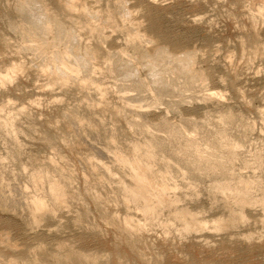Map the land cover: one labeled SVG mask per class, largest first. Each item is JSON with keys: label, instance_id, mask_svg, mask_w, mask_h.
<instances>
[{"label": "rangeland", "instance_id": "1", "mask_svg": "<svg viewBox=\"0 0 264 264\" xmlns=\"http://www.w3.org/2000/svg\"><path fill=\"white\" fill-rule=\"evenodd\" d=\"M21 1L25 2L26 0H21ZM21 1L19 2V4L22 3ZM37 1H38L37 5H40V4H43V6L46 5L45 7L48 8V9L46 8L47 9L46 13L48 12L47 14L49 15L50 20L54 21L51 24V27H53V29H52L53 33H52L51 29H50L51 32L50 31L49 32L52 34L49 35V33H48V38H49L48 44L44 43L43 45H41V44L39 45V43H41V42L37 39V37L34 34H32V32H30L31 35H34V36H31L30 33L28 32L29 24H27V20L24 19L25 16L23 15V12L19 9V4H18L17 0H0V79L2 80L1 77L3 75L10 74V73H7L8 69H10V67L12 68L13 65H21L22 61H23V64L21 65V67L24 70V74L22 76L17 77V84L9 85L6 89L0 88V113L2 114V115L0 114V116H2L0 118L2 120V121L0 120V127L2 126V128H3V129L0 128V157H1L0 163L2 162L0 164L1 165L0 166V176H2V177H0V182L2 181L1 178H3V177L5 178V179L3 178L4 182L2 181L0 183V185H1L0 186L1 187L0 188V197L2 198V199H0V230H4L3 232L0 231L2 233V235L0 234L1 235L0 238L3 237V235H5L6 237H8L9 234L11 235V236H9V239H11V241L7 238V240L10 241V242L8 241L9 243L4 239L5 236L2 239L4 241L3 242L4 244H2L0 241V243L2 244V245H0V259H2L0 261L1 262L0 264H8L5 261L9 257L10 258L11 257H18L19 258V260H18L19 264H20V262H22V260H24L26 258L27 259L29 258L28 259L29 262L33 261L35 259L34 262L31 264H34V263L36 264V262H37V264H45L48 262H49L48 264H50V263L53 264V263L57 262L56 260H58V259H54V258H57L58 255L61 254L60 253L61 251L64 252L63 254H61L62 255L61 257L66 256V258H67V255L69 256L72 253L77 254L74 252V250L73 251L70 250V248H72V247H74L73 249H75V250L80 249V251H82V253L84 251H86V253H87V251H88V253L92 252L94 255L99 253L100 257H101V255L103 257L104 256L103 254L107 252L108 255H106V257H104L105 259H107L106 261L104 260V258L102 261L101 258L99 256H97L98 254L95 256L93 254L91 256V254H90V256H89L86 253H83V254H86L87 257L88 256L90 257L89 261H92V262H89L90 264L91 263L93 264V262H94L93 259L91 260V257L93 258V256H94L95 260H97L96 258L99 257V259L97 260L98 263L95 261L96 263L94 262V264H99L100 262H101V264H264V220H263L264 219V212H263V210H264V207H263L264 201L263 200L264 199L262 200L261 199L262 197H261L260 198L261 200H258L259 197L261 196V194L260 195L257 194V193H259V192H257V189L259 188L258 189V191H259L262 188V186L260 188V185H263V187H264V184H263L264 183L263 182L264 181V179H263L264 178V168H263L264 167V159H263L264 157L262 158V155L264 156V154H263L264 153L263 152V149H264V147H263V145H264V47H263L264 46V16H263V14H264V11H263L264 10V0H129V2H127L128 0H126V3L120 2L123 5L125 4L124 6L123 5L121 6V4L119 3L120 0H118V1H116V0H95V4H93L94 0H91V1H89V0H86V1L85 0H68V1L67 0H42V3H39V1H41V0H37ZM122 1H124V0H122ZM82 2H84V3L90 2V5L92 2L93 7L92 6L91 7L94 9L90 8V5L87 4L88 7L90 8V10L92 9V11H90L89 9H87L88 7ZM116 2H117V4H116ZM118 4H120L119 5L120 12H119L118 7H117ZM35 6H33V8H35ZM98 6L101 8H99ZM128 6H130V7H128ZM133 6L135 7L136 10L133 9L134 8ZM73 7H75V9ZM96 7L98 8V10H101V11H98ZM31 8H32V6H30V9ZM95 8H96V12L98 11L101 13L102 18H101V15L99 16V13L98 14L96 13L97 16L95 14H94L95 16L93 15V13L95 12L94 11ZM121 8L122 9L130 8L129 10L133 9V10H131V13H132V11L135 10L134 12L136 14L133 12L132 13L133 17H131V14H130V17H128L129 16V13H128V16L126 17L127 18L126 19L123 16H126L125 14H127V13H125L126 12L125 10H127V9L122 10ZM141 8H142V10H141ZM85 9H87V11ZM102 10H104V11H102ZM121 10H122V12H121ZM137 10L139 11V13ZM88 11L90 12V14L87 15V13H89ZM116 12H118L119 15L121 14L122 17H120V16H119L120 18L117 17L118 13H116ZM17 13L21 16H18ZM122 13H125V14L123 15ZM252 14L254 16H252ZM261 14H262V16H261ZM52 16H54V17L56 16V17L54 18ZM57 17H59V18H57ZM96 17H97V19H96ZM108 17L110 20L108 19ZM134 17H136V20H135L136 22H134V23H135V25L138 24L137 26H134L133 25L134 23L132 24V20H133L132 18H134ZM137 17H140V18H138L139 21H137ZM251 17L253 19H251ZM99 18H101V19H99ZM128 18H130L129 20L131 22V25H129L130 22H129V24H128V22H126L128 20ZM10 19H12L13 23L11 22ZM121 19L123 21H121ZM13 20H15L16 22ZM257 20H259V21L257 22ZM8 21H10V22H8ZM21 21H24L25 23L24 22L21 23ZM63 21H64V23H63ZM140 21L141 22L143 21L142 23H143V26H145V31L143 29L144 27L142 26V24L140 25V23H139ZM255 21H256V23H255ZM58 22L60 23V25L62 24L61 31H59L60 28L58 27L59 26ZM94 22H96V24ZM146 22H147V24H146ZM14 23H16V27H19V28H16L15 25L14 26L11 25ZM65 23H67V24L65 25ZM85 23H86V25H85ZM116 23L118 24L119 27H123V28L120 29L119 27H117V25H115ZM22 24H24V25H22ZM74 26H75V28H74ZM87 26L90 27L91 29L88 28ZM93 26H94V28H93ZM103 26H105V27L101 28ZM107 26H108V28H107ZM124 26H126L127 28ZM131 26L136 27V28H134L135 30ZM139 26L142 28H140ZM13 27L16 28L17 30H15ZM115 27H117L118 29H116ZM124 28L126 30H124ZM137 28L139 31L141 29H143L144 34H147L150 36L153 35L154 41L157 39V41H155V43L156 42H158V43H156V44L153 43L154 45L153 44L149 45L150 46L149 47L147 44H149L150 40L152 41L153 38L149 39L148 38L149 36L147 37V35L145 37V35L142 33V30H141L139 35H136L137 34ZM65 30H68V31L75 30L73 32V35H72L73 38L72 39H70L68 36H67L68 39L65 38L66 36L63 34V33H65ZM76 30H78V31L76 32ZM101 30H104L105 33L103 31L101 32ZM112 30H115V31H112ZM146 30H147V32H146ZM133 31H134V34L136 31L135 35L138 36V38L134 37V36H133L134 37L133 38L131 36V35H133L132 34ZM54 32L56 34L59 32H62V34L57 36V39L55 41L53 40V39H55L54 38V34H55ZM78 32L80 33V35ZM100 32H101V35L104 33L102 35V37L100 35ZM127 32H129V34ZM106 33H108V34H106ZM111 33H112V35H111ZM29 35H30V37H29ZM78 35H79V39L81 42L79 40L74 41L75 39L78 38L77 37ZM127 35L130 36V38L131 37L132 38L130 39L129 37H127ZM140 35L142 37H140ZM143 35L145 38L148 39L147 42H145L146 46H148V48L145 47V44L143 43L144 41H146L145 38L143 37ZM60 36H64V37H60ZM22 38L26 41L24 42V40ZM51 38L53 41L51 40ZM103 38L104 39L107 38V39H105V42H104ZM111 38H112V40H111ZM128 38H129V41H128ZM141 38H143L144 41H142ZM158 38L161 39V42H159L160 40L158 41ZM29 39H31V40H29ZM63 39H64V41H62ZM132 39H135L134 42H136V44H134ZM35 40H37V41H35ZM162 40L165 42V44ZM57 41H59L60 44H58L59 42H57ZM61 41L64 43H62ZM66 41H68V42H66ZM7 42H8V44H6ZM35 42L36 43L38 42V44H36ZM79 42H80V44H79ZM51 43L54 45H52ZM67 43H69V45H66ZM71 43L74 44V46H72V47H77V48H75V50H74V48L71 49L72 48ZM139 43H142L143 46H142V44H139ZM33 44H34V46H33ZM160 44H162V47ZM163 44L164 45L167 44L166 47L165 46L163 47ZM168 44H170V47H168ZM203 44H207V48H208L210 53L208 52L207 48L204 50L206 45H203ZM46 45H47V47H46ZM55 45L58 47H56ZM65 45L67 47L69 46L68 47L69 49L66 48ZM42 46H43V49L45 47V49H44L45 51H48L45 54L42 52V50H43ZM80 46L83 49L82 48L80 49ZM151 46H153V47H151ZM156 46L157 47L160 46L161 48H164V49H167V47H168V49L176 48V50L175 49L173 50V53H174V51H177V49L182 52L185 49H187L188 47L190 49V50L187 49V50H189L188 52H192V53L194 52V54H195V51L197 50L196 55H194V60L197 56H198V58L195 60L196 62H194L195 64H193V67L195 65V67H196V68L194 67L195 69L200 68L199 70H201L203 72H204V70H206L205 71V77H206L205 79L206 80L204 79V82H207V83H204V82L201 83L203 81L204 77L195 76V78H189L190 76L186 72L180 73L178 71H173L175 73L172 75L171 73H173V72L171 70H169L170 72L169 71H163L162 73L158 72V73H161L163 76L165 75L164 79H162V85L161 86H159V87L152 86L153 77L156 75V70H153L150 68V65L147 63L146 59H145L146 62L142 59H144V56L147 53V51H149L150 49L152 50V48H154ZM35 47H36V50H38L40 52L35 53V51H36ZM64 47H65V50L68 49L67 51L70 54V56H69L66 53V55L69 56V57L66 56L67 58H69V60L67 59L66 61L70 62L71 60H73L74 63L71 62V63H73V65L77 62L79 64L81 63L80 65L83 64L81 66V69L77 70V71L78 72L84 71L86 74L84 72H83L84 74L81 73L83 75V77L85 75H87V76H90L91 78L92 77L94 78V79L93 78L90 79V77H89V79H88V77H86V79H88V80L85 79L86 81H88V84H90L89 89L92 87V89H90V91H88L89 89H88V84H86L87 82L84 83L85 80L82 79L81 75H79V77H81L82 82L79 80V77H76V76H78L77 74H79V73L76 71L77 74H75V72H74L75 70H73L74 73L71 71V74H70V78L72 75L71 79H68L69 74L67 75L68 77H66V78L68 80H70V81L67 80L68 84H65L66 78L63 79L65 81H62L63 77L60 78L61 75H59V73L57 72V69H58L57 63L58 62L55 63V61H57V57L58 58L61 57V56H59V55H61V53H64V52H62V50L64 51ZM120 47L122 48V50ZM201 47H204V48H201ZM118 48H120L119 50H121L122 52H120L118 50ZM123 48L125 49V53H124ZM139 48H141V49H139ZM143 48H144V50H143ZM194 48H195V51H193ZM209 48H212V51ZM52 49L53 50L56 49L55 51H56V53L58 52L59 55H57L58 53L57 54L55 53V55H54V51H52ZM58 49H61L60 50L61 53H60V51H58ZM90 49H92V50H90ZM145 49H148V50L146 51ZM201 49H203V51H201V53H199L200 51L198 52V50H201ZM77 50L78 51L81 50L80 53H83V51H84L83 54L84 55L86 54L85 55V57L87 56L85 59L86 64H85V62L81 61V59L79 61L78 60L79 58H77L75 56L76 54L75 55L73 54L75 51L77 52ZM115 50L116 51L118 50L119 52L116 53ZM71 51H74V52H71ZM142 51H144V55H142L143 54ZM179 51H178V53H181ZM203 52L206 53L205 56L201 55V54H203ZM118 53H120V55ZM121 53H124L125 55L121 54ZM130 53H132V55ZM175 53H177V52H175ZM51 54L54 55L53 57H55V59L52 58V56H50ZM92 54H93V56H92ZM136 54H137V56H136ZM138 54L140 56H138ZM134 55L136 56V60L137 61L139 60V62H140V63L138 62L139 63L138 64L137 61H134L135 62L134 64H137V67H138V68H135L136 65H134L135 71H137V73H140V75L136 73V79L135 80L133 78L131 79L129 77H125L121 74L118 75L119 74L118 72H116V71L114 72V70H112L113 65H114L112 62H115L116 60L118 61V58L120 60L121 58L119 56H121V57L125 56L124 58L126 60L127 59L132 60V57H133V60H135ZM49 56L51 57V59ZM71 56H74L75 58L74 57L72 58ZM141 56H143V58H141ZM45 58L47 60H45ZM109 58H110V60H109ZM111 58H115V59H113L114 61ZM124 58H122L121 60H124ZM76 59H77V62H76ZM48 60H49V62H48ZM53 60H54V63L52 62ZM108 60H109V62H108ZM131 60H129V61L133 63V61H131ZM141 60H142V62H141ZM41 62H42V64H40ZM168 62H169V64H171V62L173 64V60H168ZM168 62L165 60L164 61L165 65H169ZM10 63H12V64H10ZM50 64H52V66H50ZM54 64H56V65L54 66ZM90 64H92V65H90ZM106 64H108V65H106ZM144 64H145V66L149 67V68L147 67L148 71H146L147 69H145L146 67L144 66ZM7 65H8V68H7ZM10 65H12V66H10ZM88 65H89L90 69H89ZM205 67H206V69H205ZM84 68L89 70V71L86 70L87 71L86 72ZM138 69H139V71H138ZM6 70H7V72H6ZM207 70H209V72H207ZM150 71L152 72L153 75L151 74ZM50 72L51 73L53 72V73L50 74ZM87 73H90V75ZM91 74H92V76H91ZM146 74L148 76H151V77L148 78ZM176 74H177V76H176ZM208 74H210V75H208ZM73 75L75 76V78H73L74 77ZM96 75H98L100 77H98ZM144 75L146 77V78H144L145 80L141 79ZM166 75L168 76L167 78H166ZM206 75H208V76H206ZM117 77H118V79H117ZM138 77H139V80L141 79V81L142 80L146 81V82L143 81L144 83L142 82L144 84L143 86L135 85L136 84L135 81H138ZM221 77H223L227 81L226 84L220 83ZM75 79H76V81H75ZM97 79H99V80H97ZM124 79H127V80H124ZM166 80H168L167 83H166ZM101 81H103V82H101ZM122 81H123V83H122ZM188 81H190V82H188ZM59 82H60V84H59ZM98 82L101 84H99ZM82 83H84V84H82ZM149 83L151 86L147 85ZM184 83H187V84H184ZM62 84H63V86H62ZM48 85H53V87L49 88ZM146 85L149 86L151 89L148 90L149 88ZM98 86H100V87H98ZM101 86H102V89H101ZM190 87L191 88L193 87V88L191 89ZM144 88H148V89H144ZM152 88H153V90H152ZM207 88H209V89H207ZM93 89L94 90L96 89L95 92L98 91L100 94H98V92L95 93L93 91ZM162 90H164V91H162ZM103 91L105 94L103 93ZM159 91H161V92H159ZM208 91L211 92L212 95H210V93ZM206 92H207V94H206ZM120 93L122 94L123 97L121 95H119ZM151 93H154V95ZM224 93H226L227 95L225 96V98L223 100L219 99V97H215V96H220L219 94H224ZM101 94L102 95L104 94L105 98H103ZM99 95H101V96H99ZM130 95L134 96V99L132 101L127 99V97H129ZM90 96H92V97L90 98ZM210 96H212V97H210ZM96 97H98V99ZM192 97H193V99H192ZM125 98L127 99V101ZM153 98H155V99H153ZM120 99H121V101H120ZM91 100H92V102H91ZM187 100L193 101L194 107H189L185 103V101H187ZM28 101H29V103H27ZM134 101H135V103H134ZM127 103L129 104L128 106H127ZM123 105H124V107H123ZM133 105H134V108L137 110H135L134 108L131 107ZM25 106H26V109H25ZM171 106L172 107L176 106L177 108L172 109ZM180 106H182V107H180ZM20 107L22 109H20ZM131 108H132V110H131ZM228 108L230 109L231 113L228 111L229 110ZM16 109H17V111L19 109L18 113H17ZM23 110H26L25 113L23 112ZM66 110H67L68 114L66 113ZM74 110H76L77 112ZM127 110H129V111H127ZM145 110L147 112L148 111L150 112L152 110V112H150L151 114L148 112L149 117L147 116V113H145L146 112ZM124 111H126V112H124ZM141 111L142 112L144 111V112L141 113ZM177 111L181 114H178ZM204 111L206 113H208L207 115H209V116L205 117L206 113L203 114ZM211 111H212V113H211ZM232 111L234 114L232 113ZM14 112H15V114L13 115ZM78 112H79V115H78ZM139 112H140V114L138 115ZM223 112H226V114ZM74 113H75V115H74ZM122 113H124V114H122ZM126 113L128 115H130L132 113V115L128 116ZM210 113L213 115L218 113L219 115H216L213 117V115H210ZM229 113H230V116H229ZM4 114L6 116L8 115L7 116L8 118H6V116H4ZM143 114H145V115H143ZM165 114H167V115L165 116ZM182 114H183L184 118L185 117L188 118L189 116L194 115V117L196 116V119L198 117L199 120L194 119L193 116H191L192 118L189 117L188 119H186V118L183 119V117H181ZM202 114L204 115L205 121L201 124V122L203 121V120H200V118L203 119ZM220 114H222V117H223V115L224 116L226 115V117L221 119ZM235 114H237V115H235ZM240 114H241V116H240ZM160 115H162V118L163 117L168 118V116H169V120H167L166 118H165V120L167 122L171 121L169 123H170V125H173V126L174 125L176 126L177 124H178V126L181 125V124H179L180 120H182L180 123L183 122V124L186 126L187 125L194 126L195 123L197 122L196 124H199V126H198L199 128H197V129L194 128L195 130L193 129V132L191 131L192 134L197 132V133H195L197 135L196 136L194 135V137H193V135L190 133V131H187L185 129V128H187L188 130H190L189 128H193V127H191V126L185 127L184 126L183 127L184 130H183V128H182L183 125H181V127L176 126V127H178V132H180V133L177 134L176 136L175 135L172 136L171 135L172 133L171 134L169 133L171 131L168 128H166L164 126H162V127L160 126V128H159L157 125H155L156 128L157 127L159 128V129H155L154 124H148L147 125L146 123L148 121L144 120V118H143L145 116L146 119L151 120V122H154V121H157L158 116H159V118H161ZM3 116L8 121L5 122V119H3ZM87 116L89 117V120L91 122L88 121ZM84 117L86 119L85 122L83 121V120H85V119H83ZM127 117H129V118H127ZM207 117H208V119H207ZM209 117H211V118H209ZM227 117L230 119L231 124L234 126V128L237 129V131L233 128V126H231V129L229 128L230 125L227 126L228 124H230L229 121H228V123H226V119H228ZM236 117H237L238 122H241V117H242L241 124L238 123L237 121H235ZM74 118H75V120H73ZM140 118H141V120H140ZM152 118H154L153 121H152ZM170 118H172L173 121L175 119V122L170 120ZM179 118H181V119H179ZM81 119H82V122H81ZM135 119H136V121H135ZM191 119L196 120V121L193 120V122H192V124L194 123V125L190 124ZM216 119H218V121ZM245 119L248 121V123L245 121ZM96 120L97 121L100 120V122L99 121L97 122ZM176 120L178 121V123ZM188 120H190V121L188 122ZM207 120H210V121H207ZM130 121H131V123H130ZM132 121H133V123L134 122H137V123L133 124ZM198 121L199 122L201 121V122L198 123ZM233 121H234V123H233ZM7 122L9 123V126H8ZM74 122L77 124V126ZM138 122L141 123L140 124L141 126L139 125ZM208 122H212V125L210 123L208 124ZM218 122H220V123H218ZM221 122H223L222 125L224 127L221 126ZM236 122L240 126L243 125L242 128H240L241 130L243 129L242 131H240ZM1 123H4V125L6 123V125L8 127L6 126L7 128H4L5 126H3V124L1 125ZM96 123H98V124H96ZM174 123H176V124H174ZM235 123H236L237 127H235ZM243 123L244 124L247 123V125L249 124L248 125L249 127L244 125ZM13 124H14V126H13ZM94 124L99 125V127L98 126H97L98 128L95 127ZM127 124L128 125L130 124V126H128ZM214 124H216V125H214ZM250 124H252V125H250ZM15 125L16 126L18 125V126L16 127ZM78 125L79 126L81 125L80 126L81 129L84 128L82 126H85V128L86 127H88V128L80 131V127ZM150 125H153L154 129ZM202 125H203V127H201ZM89 126L91 127V129ZM113 126H114V128H113ZM209 126L210 127L215 126L216 128L218 127L217 128L218 132H217L216 128H214L216 130V131H214V129L210 128ZM244 126H246L245 128H247L248 130L246 129V131H244V129H245ZM251 126H253V128H254V129L252 128L253 130L250 129ZM15 127L18 129H16ZM109 127H110V129L113 128L114 131L108 129ZM130 127H132V128H130ZM142 127H143V130L144 129L148 130V132L145 130L146 131V133H145V131L142 132L143 130L140 129L142 134L145 133L143 135V137L145 136L144 138L142 137L140 130H138V128H142ZM163 127H164V129H163ZM206 127L207 128L209 127L211 132ZM225 127H227L226 130H225ZM12 128H14V129H12ZM180 128L183 131H181V130L179 131ZM202 128H204V129L202 131H200ZM6 129H8V132L6 131ZM93 129H94V131L96 129H99V130H96V133L100 132L101 133V134H99L100 137L102 136L103 137L102 139H104L105 142L108 141V142H106L107 144L108 143L113 144L114 142H116L115 143V145H116L119 142L121 144H124L126 142L124 145H126V144L128 145V149L130 152L128 151V149H126L127 146H125L126 147L125 148L124 146H122L119 143V145L121 147H124V149H126V150H123V148H121L119 146L123 151V152L121 151L122 155L124 154V151H126L125 154L127 152L132 153L134 145L135 144L141 145L143 143V141L141 142V140H143V139H145V141L142 144V146H145V144H147V143H145L147 138H149L148 140H151V141L155 140L156 142L160 141L159 143H161V144L163 143L161 146L164 148H162L161 146H157V148L155 146H153L154 151H157L158 149H160V151H161L162 149H164L161 152L164 153L165 150H166V152L164 154H161L159 151V153H160L159 155H158V151H157V153L153 152L154 156H152L151 159L154 161L152 162V160H150L152 163V164L151 163L150 164L151 165L155 164L154 165L155 168L153 167L154 169H156V166H158L157 164H159V163L160 164L156 170H154L152 168L153 171L151 170L152 166L150 165V170L152 171V173L157 171L156 173L160 174L159 175L160 178L163 176L161 179H158L159 176H157L156 173H153V175L156 174V176H154V177L159 182H163L165 180L164 182H166V185H167L166 191L168 193H172V194H169L171 199H173L174 194H176L174 196L176 198V200H178L180 198L177 202H176V200H174L175 198L173 199L174 201L172 200L173 204H174V202H175V205L178 204L177 207H182L183 204H185V206H183V207L187 208L188 210L191 209L190 212H192V213H193V209L191 208L192 206L195 208L200 207L198 209L203 211V212H201V214H200V211H197L194 208V214L197 215V212H198L200 214V218H201V219L200 218L199 219L200 220L203 219V221H206L205 223H207V224H205V227H204V224L202 225V223H201L200 226L202 225V227H200L201 229L198 228V230H196L197 228H195L194 230L191 228L192 230L188 229V231L185 232L184 230L181 231L182 230L181 229L180 230L181 232L179 235V233H178L179 231L176 228L177 227L179 229L182 228L180 226H182L183 220L181 222H179V224L177 226V224H173V222L176 220V223H177L178 222L177 219H181V218H177L176 215L175 216L172 215L173 216L172 218L174 219V221H173V219L171 221V220H169L171 218L167 217L168 215L171 217V214L174 213L172 211L176 207L175 205L172 206L173 208L172 207L170 208L168 206L170 203L168 205L162 204L161 208L159 207V209L157 211L158 214H161V215H158L157 212L155 213L158 216H160V220H159V217H157L154 214H153L154 218H152L153 216L152 217L148 216L149 217L148 218L146 216V214H145V216L142 215L145 213V211L143 210L144 212L143 213L141 212V210H140L141 207L139 208L140 205L138 204L139 202L137 200H134V201L137 203V204L135 203V205H138V206L134 205V201H132V199H129L130 202H129V200L127 202V196H126V198L124 196L127 195L128 192H127V190L126 191L123 190V194H122L121 193L122 191L120 192V190H121L120 188L123 187L121 185H123L124 183H125L124 186L128 185L130 180L132 179L130 172H129L130 171V169H129L130 166L128 165L129 163H125L123 161H120L121 158L120 159H118V158L121 154H119V153L117 154L118 156L115 154L116 156L111 157L110 154H108V156H106L105 154H101L100 151L98 152L99 148H104L105 146H107V148H108L109 144L107 145V144H105V142L103 144V140L99 137L98 134H96L93 131ZM106 129H108V130H106ZM220 129H221V131H223L226 134L225 137L227 136V138H225L226 142H224L222 144L220 142L222 140L221 136H223V132H221L222 133V135H221V133H219ZM249 129H250V132H249L250 136H248ZM78 130L80 131L81 134L83 133V136H85L84 139L82 138L83 136L78 132ZM84 130L87 133L84 132ZM238 130L240 133L241 132H243V133L240 135ZM16 131H17V133H15ZM88 131L91 133H94V134L91 136V134ZM111 131L114 134L116 133V135L113 134V136H112ZM154 131H156V132H154ZM161 131H163V132H161ZM186 131L188 133H186ZM203 131H204V133H203ZM205 131H207L206 132L207 138L203 137V136H206ZM226 131L227 132L230 131L229 134L226 133ZM235 131H236V133H234ZM5 132H6V134L9 133V138L5 134ZM201 132H202V134H200ZM213 132H215V134H213ZM216 132L218 134H216ZM13 133L15 134V136H17V139ZM167 133H169V134H167ZM182 133H184V134L182 135ZM209 133L213 137L208 135ZM88 134H89L88 138L93 137V138H90L88 140L89 142L87 141ZM245 134H247V135H245ZM46 135H47V137H46ZM80 135L82 137H80ZM164 135H166V137ZM178 135H180L179 136L180 141L175 140V139H178V138H176V137H178ZM216 135H218V136L221 135L217 138L218 141L216 140V138H214V137H216ZM228 135H230V136H228ZM242 135H245V136H243V138H242ZM10 136H12V138L14 137L15 140H14V138L10 139ZM138 136H140V137H138ZM167 136H169V137H167ZM181 136L183 137V139L185 138L184 139L185 141L182 139ZM190 136H192L191 138H193V139L190 138V141H187V140H189ZM201 136L203 137V139H201ZM234 136L237 138V140ZM97 137H99L100 139ZM157 137L159 138V140H157L158 139ZM163 137L166 140H163ZM173 137H175V138H173ZM199 137H200L201 143H202V141L204 142V140H205V143L210 142L211 143L210 145H213L215 143L213 145L215 148L214 147L211 148V146L209 144H208L209 146L207 144L204 145V143L198 144L197 140H199L198 139ZM232 137H234L233 140H236V141L239 140L238 142L234 141V142H236V144L233 142L232 148H230L228 146L229 149H231V150L233 149L235 151L234 152L235 153L234 156L236 155L235 160L237 159L235 162H234V156H233V160H232L230 158H227L228 155L226 153V152H228V154H229L230 150L227 148L226 145L230 144V142H228L229 141L228 139H232ZM245 137H246V139L248 138V140L244 139ZM94 138L95 139L97 138L96 140H94L96 142L93 141ZM139 138H140V140H139ZM169 138L170 139L173 138V139L170 140ZM194 138H195V140L197 138L196 141H197L198 145L196 144ZM208 138H209V140H208ZM210 138H213V139H210ZM98 139H99V141H98ZM206 139L208 141H206ZM219 139H220V142H219ZM242 139H244L245 145L242 144L243 143ZM8 140H9V143L7 142ZM12 140H14V141H12ZM213 140H214V143L212 144ZM240 140H242L241 141L242 143H240ZM166 141L170 142V143H166ZM176 141L177 142L179 141L178 142L179 144H177ZM181 141H183L185 144H189V146L186 145V147L188 146L189 149L192 147V149H190V151L193 150V154L196 152L195 155L196 156L198 155L197 157H200L199 161H198L199 163L197 162L198 158H197V160H195L196 161L195 167L199 166V168H200V166L202 164L205 165V163L207 162L206 158H208L209 160L210 159L214 160L213 158L217 157V158H215L216 161H217V159H219L218 161L222 160L220 162L221 164H219V167L217 169L218 171H220L219 174H217L218 172H217L216 168H205V166H204V168L201 167V169H199L197 167L198 170H194V169H196L194 166H189V165L193 164V163H191V160L193 159L192 157H194V156H192L190 158V156L192 155V152L185 154L186 152H189V149H188V147L187 148L185 147V144L183 146V142H181ZM12 142L13 143L15 142L14 144H16V143L19 144L18 145L19 147L17 146V144H16V146H14V144ZM172 142H174V143L176 142L177 145L173 146V148H170V144H172V145L174 144ZM190 142H192V143L194 142V143L193 144L191 143L192 145H190ZM180 143H181V145H180ZM225 143H226V145H225ZM237 143L238 144L240 143V144L237 145ZM97 144H98V146H97ZM194 144L197 145V146L195 145L197 148L194 146ZM218 144L221 145L220 146L221 156L223 154V157H224V155L226 154L227 157L225 156V158H227V160L229 159V161L232 160L230 163H232L234 166L230 165V167L232 166L231 168L229 167V164H230L229 161L226 162L227 160L220 156V152H218L219 154L218 153L216 154V152L214 151L217 148H218L217 151L220 150ZM251 144H253V145L251 146ZM260 144H263L262 145L263 148H258L261 146ZM130 145H132V146L130 147ZM240 145H242V146H240ZM142 146H140V148H142L141 150H144L143 149L144 147H142ZM181 146H182V148L185 147L184 152H183V149H181ZM193 146L196 149L199 148V150L203 146L204 151L207 150L209 155L207 152L203 153L201 151L198 152L199 150L196 151V149H193L194 148ZM198 146H200V147H198ZM158 147H160V148H158ZM206 147H209V148L207 149ZM222 147L223 148L226 147L225 148L226 151H225V149H222ZM235 147H236V149H235ZM175 148L180 149L182 153L179 154L180 150L178 151V149L176 150ZM10 149H11V151H10ZM169 149L170 150L174 149V152H175V150L178 151L176 158H179L180 160H181V157H184L185 155L186 156L184 157V159H182V161H180L179 159L177 161V159L173 156V153H171L173 150L170 151ZM186 149L188 151H186ZM227 149H228V151H227ZM237 150H239V151H237ZM256 150H258V151L260 150L259 153L261 152V155ZM12 151H13V153L16 152V154L18 152L19 153L17 155L11 154ZM249 151H250V154H249ZM91 152L94 153V156L96 155L97 162L100 159L99 157H101L100 161L98 162L100 164V167L98 166L99 164L95 162L96 161V160H94L95 158H90V157H94ZM23 153H24V155H23ZM63 153H65V154L63 155ZM197 153H203V156H202V154H197ZM211 153L214 154V157ZM239 153H240V155H239ZM9 154H11V155H9ZM125 154H124V156H125ZM156 154H157V157L155 156ZM165 154H166V156H163ZM178 154H179V156H178ZM188 154H189V156H188ZM210 154H211V156H210ZM247 154H248V156H247ZM254 154H258L259 156H261V158L257 159L258 156L256 155L257 156L256 157V156H254ZM29 155H30V157H28ZM204 155H206L207 157H205ZM218 155L221 158H218L219 157ZM238 155H239V157H237ZM11 156L13 157V159L15 158L14 160L16 162L12 159ZM60 156H62V158H60ZM63 156H65V157H63ZM161 156H163V157L161 158ZM251 156L254 158V160ZM153 157H154V159H153ZM167 157L169 159H171V161L169 159H167ZM188 157L190 160L188 159ZM203 157H205V159ZM255 157H256V160H255ZM29 158H31V159H29ZM102 158H103V161H102ZM106 158L109 159V162L107 161ZM61 159H63V161L67 160V161H64L65 164H64V162H62ZM104 159L106 160V162H104L105 161ZM245 159L246 160L249 159L248 162ZM84 160L85 161L87 160L86 161L87 163ZM167 160H169V163H167L168 162ZM185 160L187 161L185 164V165H187L186 166L187 170L184 167L185 166L184 165ZM251 160H253L255 162H253ZM36 161H38V162H36ZM160 161H162V162H160ZM179 161L182 163L181 164L178 163ZM224 161L227 163V164H224V166L227 165L228 166L227 171H229V172H227L226 166L225 167L223 166V168H226V169H224V171H226V173H227V174L225 173L226 176L221 175L224 171L222 169H220V168H222L221 166L223 165V163H225ZM244 161H246V162H244ZM257 161H259V162H257ZM44 162H47V163H44ZM67 162L68 163L70 162V163L68 164ZM103 162H104V164H106V166H107L106 168H105ZM201 162H202V164H201ZM251 162H252V167H251V164H250V166L247 165ZM260 162H262V163L258 164ZM88 163H90L89 166H88ZM188 163H190V164L188 165ZM195 163L193 165H195ZM254 163H256L257 165L254 166ZM66 164L68 166H66ZM71 164H73V165H71ZM96 164H98V165L96 166ZM179 164L181 166H179ZM241 164H242V166H240ZM262 164H263V166H262ZM43 165H44V168H43ZM108 165L110 166V168L108 167ZM113 165H115L114 166L115 168H112ZM170 165L172 166L171 167L172 170L170 168ZM259 165L262 166V168ZM83 166H86V167H83ZM34 167H37V168H34ZM39 167H41L42 170H44L43 175L45 174V176H46V174H49V176H50V173H52L50 176L51 178L53 177V175L56 176V174L59 173L58 174L59 177L56 176V178H55V176H54L53 178L57 179L58 181L57 180L56 181L59 182L60 184L61 183L62 184H61V186H60V184L58 185V190H56L57 195H54V197L56 198L57 196H59V198L61 197L60 199H62V198L64 199V197H62V196L64 194H65L64 196H66L68 194L66 197H69V199L71 201L68 200L69 202H67L66 197H65L66 200L64 199L63 201L58 199V197H57L56 199H58L59 201H56V199L54 197H53L54 198V200H53L52 197L48 196V195H50V193L52 194L50 186H51V182L52 181L55 182V180H53V179L50 180V177L48 175L46 177H43V175H41L42 174L41 172H43V171ZM50 167H51V169L52 168L54 169L55 173L53 172V170L50 169ZM180 167H182V168L180 169ZM189 167H190V169H191V167H194L192 172L196 171V173L198 172V174H196L195 172L194 173L190 172V174L192 173L191 174L192 176L191 175L189 176V172H188ZM234 167H235V170H234ZM238 167H240V168H238ZM4 168H5V170H4ZM32 168L34 170H36L39 173V176H41L42 178H39V176H35V174L37 172L32 170ZM45 168H47V169H45ZM48 168H49V170H48ZM107 168H109V169H107ZM159 168H161L162 171ZM165 168L168 171V173L164 172V174L162 173L163 175L161 176V173H159L158 171H160V172L166 171ZM38 169L41 171H38ZM89 169H91V170H89ZM112 169L113 170L117 169V170H114V171H116V173ZM119 169L123 173H120L121 171L119 172ZM182 169H184L182 171V173H184L183 175L181 174V171H180ZM20 170L22 172H20ZM45 170H46V172H45ZM47 170L50 173L47 172ZM84 170H86V171H84ZM101 170H103V171H101ZM109 170L113 171V172L109 173ZM201 170H204V171L206 170L208 173L205 171L207 174L204 172L203 173L201 172L202 173L201 174V173H199ZM215 170H216V172H215ZM221 170L223 172H221ZM236 170H238L239 173ZM1 171H3V172H1ZM104 171H106L107 173ZM232 171H234V174L237 172V174L234 175ZM240 171H241V173H240ZM10 172L11 173L13 172V173L11 174ZM32 172H34V173H32ZM93 172L94 173L96 172L94 175V177L96 179L92 176L94 174ZM124 172H126L129 175H126V173H125V176H124ZM231 172H232V175L235 176V177L232 176V178L234 177L235 179L234 178L233 179L236 180L237 183H235L236 181L231 180L232 179L231 174H229ZM22 173H25V174L23 175ZM85 173H87L88 180H86L87 178H86ZM90 173H93V174L91 175ZM102 173H103V175H102ZM105 173H106V176H105ZM112 173H114V174H112ZM9 174H11V175H9ZM29 174H30V176H29ZM61 174L64 175V179L62 177L63 175H61ZM108 174H111V176L109 177ZM118 174H120V177ZM204 174H206L205 177H204ZM228 174L230 175V177L227 176ZM239 174H241V175H239ZM252 174H253V176H252ZM112 175L115 177V179L112 177ZM198 175H200V178H198ZM201 175H203L204 178ZM24 176H26V177L29 176V178L28 177L24 178ZM83 176H85V177L83 178ZM121 176L123 177V179L124 178L125 179L123 180ZM195 176H197V177H195ZM222 176L225 178V180H226V178L227 179L229 178L227 180L228 182L230 180L233 182L228 183L227 181L223 180V183H222V181H221L223 179ZM237 176H238L239 180L237 179ZM241 176H243L244 178H240ZM248 176L251 177L253 179V182L255 181V183H261V181L263 183L260 184L259 186H257L258 184H254L253 182H250L252 180ZM257 176L259 177V179H260V177H262L260 179L261 181L258 180ZM30 177H31V181H29L30 182L29 183L28 180H30ZM36 177L38 180L36 179ZM48 177H49V179H47L48 181H46L45 179ZM245 177L247 179H245ZM58 178L59 179L61 178L60 179L61 182ZM68 178L71 179L70 180L71 183L69 182ZM120 178H121V180H120ZM129 178H131V179H129ZM196 178L202 180V181L198 180L200 184L198 183ZM201 178H203V179H201ZM248 178H249V180H248ZM255 178H257V179H255ZM42 179H43V181H42ZM193 179H196V180H193ZM24 180H25V182L27 181L28 185H27V183H24ZM66 180H68V181H66ZM91 180H92L93 184L91 183ZM116 180H117V182H116ZM126 180H128L129 182H124ZM161 180H163V181H161ZM192 180L194 182L197 181L195 183L196 185L195 184L192 185V183H194ZM49 181H50V184L48 183ZM62 181H64V185L67 182L65 185L67 188L63 185ZM87 181L90 182L91 184L88 183ZM110 181L112 183H110ZM113 181H114V183H113ZM120 181L121 182L123 181L122 182L123 184ZM224 181L227 183L226 186L228 188L226 186H223V185H225ZM238 181L243 183V184L241 185V183H239ZM242 181H244V182H242ZM22 182H23V184H22ZM37 182L38 183L40 182L39 183L40 185H37L38 184ZM43 182H44L45 186H44ZM167 182H168V184H167ZM245 182H246V184H245ZM216 183H217V185L219 183V185L216 186ZM238 183L240 184V188L238 186ZM249 183H250V185H249ZM24 184H26V185H24ZM67 184L69 186H67ZM89 184L91 185L92 188L90 187ZM115 184H118L119 187H117V185L112 187ZM188 184L189 185L191 184L190 188H188ZM46 185H48V186L50 185V186L48 187ZM71 185H72V187H71ZM95 185L98 186L99 190H97L98 194L96 193L97 194V197H95L96 199H94V197L92 199L91 195L96 196L95 191L97 189V186H95ZM232 185H234V186L232 187ZM243 185L245 186L244 189L241 188ZM246 185H249V186H247L248 189H246L247 188ZM21 186H23V187H21ZM59 186L62 187L63 190L65 188V192L70 187H71V189L68 190L69 191L68 193L66 192L67 194L66 193L63 194L62 192H64V191L62 189H60ZM109 186H111V187H109ZM194 186H195V188H194ZM253 186H255V187L257 186L256 187L257 189L255 187H254V189H251V188H253ZM20 187H21V189H20ZM78 187H79V189H78ZM86 187H88V189ZM215 187H218V188L215 189ZM237 187H238V189H237ZM43 188H45V189H43ZM84 188L87 189V192H86V190H84ZM114 188H115V190H114ZM168 188H171V189L168 190ZM24 189H26V190H24ZM41 189H42V191H40ZM59 189H60V191H59ZM89 189H91L92 192L93 191L94 192L90 193L91 191ZM179 189H181V190H179ZM49 190H50V192H49ZM116 190L118 192H116ZM190 190H191V192H193L195 190L193 192L195 194L191 193ZM221 190H223L222 193L220 192ZM244 190H247V193H245L246 192L245 191L243 194ZM24 191H26V192H24ZM53 191H55V190H53ZM124 191L126 193H124ZM224 191H226L225 192L226 197L231 195L230 192H235V191H236L235 193L236 194L238 193L239 196H237L233 193L234 196L232 195L230 197H227L228 198L227 199L226 197L225 198L222 197V196H225V195H223ZM238 191H240V192H238ZM252 191H254L253 194H255L257 192L255 194V197H253L254 195L252 194ZM59 192H61V193H59ZM178 192L180 194H178ZM181 192L184 193V194L182 193L183 196H182ZM42 193H43V195H42ZM45 193L46 194L48 193L47 194L48 197H45L46 196V195H44ZM73 193H74V196L76 195L75 198H73V197L71 198V196H69V195L73 196ZM109 193H110V195H109ZM168 193H167V195H168ZM228 193H230V194H228ZM260 193H262V191ZM36 194H37V197H36ZM241 194H243V196ZM247 194H248V196H246V197L247 198L249 197V198L248 199L246 198V199L249 201L251 200L250 203L251 204L253 203L252 204L253 207H251L252 205H249V201L245 202V195H247ZM249 194H250V196H249ZM251 194L253 196H251ZM1 195H3V196H1ZM40 196L41 197L44 196L42 199L48 198V200H49L48 201V200L44 199L46 201V204L44 203V207L41 206V210H40V207L38 209H36L34 206L35 205L34 201L37 198H39ZM110 196H112V199ZM262 196L264 198V190H263ZM34 197L36 198L35 200H33ZM49 197L51 199H49ZM231 197H232V199L235 198V200H237L236 198H238V202H239V200L241 201L242 204L240 203V205H241V207H244L243 210H245L244 213L246 214L245 215L246 217L244 216L243 218H241V220L239 219V222H237L238 219L231 221L232 220L231 218H233L232 216L230 218L231 212L233 210L229 214L228 209L230 210L231 207H233L234 208L233 212H235L238 210V207H240V205H238V207L236 206L238 202L236 203L234 200L233 201L236 203L235 206L237 207V209H236V207L233 206L234 204L232 203ZM124 198H125V201H124ZM252 198L253 199L256 198V199L252 200ZM79 199H82V200H79ZM183 199H184V201H183ZM223 199H225V202L227 200H231V202L228 201L229 205H230V203H232L230 205L231 207H226L227 210L224 208V206H226V204L223 205V203H224V201H222ZM77 200H79V201H77ZM99 200L101 201V205H100ZM191 200H193V201H191ZM51 201H54L53 203L56 202V204H53V206H52V203H50ZM115 201H117V202H115ZM256 201H257V203H256ZM258 201L259 202L261 201L262 205H259ZM31 202H33L34 204H31ZM47 202L49 204H47ZM64 202H66V203H64ZM261 202H260V204H261ZM15 203H16V205H15ZM26 203H28L29 205H27ZM180 203H182V204H180ZM128 204H130V205H128ZM173 204H171V205H173ZM32 205H33V207H32ZM46 205H48V207H46ZM57 205H59V206H57ZM163 205H165L166 207L167 206L169 207V213H167L168 207H167V210H165L166 207ZM189 205H190V208H188ZM213 205L216 207H214ZM127 206L129 207V209ZM247 206H249V207H247ZM53 207L54 208L57 207L58 210L57 209L54 210ZM208 207L210 209H208ZM249 208H251V209H249ZM160 209H162V210H160ZM170 209L172 212L171 214H170ZM195 210L197 212H195ZM206 210H208V211H206ZM34 211H35V213H34ZM161 211L164 212V214ZM233 212H232V215H236V212H235V214ZM166 213H167V215H166ZM81 214H84L83 217ZM141 215H142V217H141ZM165 215H166V217H165ZM27 216H29V217H27ZM143 216L145 218H143ZM201 216L202 217L204 216V217L202 218ZM219 216L221 218H219ZM258 216H259V218H258ZM122 217H125V218L123 219ZM155 217H156V221H155ZM164 217H165V219H164ZM198 217H199V215H198ZM206 217H207V219H206ZM223 217L226 219H224ZM74 218H76V220ZM78 218H80L81 220L79 221ZM82 218L84 219V222H83ZM131 218H132V222L134 223L135 226L131 225V224H127L128 222H126V220H130ZM166 218H168V219H166ZM212 218H213V221L211 220ZM151 219H153V223L155 224V226H154V224L153 225L150 224L152 222ZM209 219H210V221H209ZM223 219H224V222L226 223L227 226L226 225H219L217 228V222L222 221ZM228 219H230V220H228ZM255 219H256V221H255ZM28 220L30 221V223L28 222ZM137 220L139 221V223H141L140 225L144 227V230H143V227L140 228V226L137 228V225H138ZM141 220H142V222H141ZM145 220H146V223L150 224V226H149V224L148 225L145 224ZM161 221H162V223H161ZM163 221H164V223H163ZM167 221H169L171 224L169 222L167 223ZM229 221H231V223L232 222H234V223L231 224ZM240 221H241V223H240ZM158 222L162 225V227L158 226V225H160V224H158ZM236 222L239 224H237ZM89 223H91V224L89 225ZM142 224H144V225H142ZM167 224H169V228H168ZM28 225H29V227H28ZM174 225L177 227L174 228L175 227ZM124 226H125V228H124ZM145 226H148V227H145ZM163 226H165L166 228L163 229L164 228ZM223 226H224V228H222ZM134 227H135V229H134ZM170 227H171V229H170ZM139 229H141V230H139ZM216 229H217V231H215ZM218 229H220V230L218 231ZM5 230H6V232H5ZM8 230H10V231H8ZM9 232H11V233H9ZM164 232H166L167 234ZM5 233L6 234L9 233L8 236ZM186 233H187V235H186ZM131 234H132V236H131ZM183 235L186 237L184 238ZM131 237H133V238H131ZM138 237H140V238H138ZM135 239H137V240H135ZM16 240H17V242H16ZM6 242L8 243L7 244L8 246L6 245ZM12 242L13 243L15 242L17 244V246L20 245V246H18L19 248H17V246L14 245L15 243L13 244ZM138 242L141 244H139ZM10 243H12L14 245L13 247L15 249L17 248V250L12 248V245H10ZM70 243H71L72 247L70 246ZM61 244L63 245V248H62ZM56 245H59V246L57 247ZM73 245H75V246H73ZM6 246H7V248H6ZM69 246H70V248H69ZM134 246H135V248H134ZM10 248H12L14 251ZM27 248H29V249L31 248V250H29V251H32V252H30V255L32 254L31 256L32 257L35 256V258H32L29 256V254H27V253H29ZM65 248H66V250H65ZM58 249H59V251H58ZM68 249L71 251V252L69 251L71 254L68 253ZM94 250L97 251V253ZM66 251H67V253H66ZM80 251L77 250L78 254L80 253ZM55 252H56V255H55ZM100 252L103 254H101ZM51 253H52V255H51ZM64 254H66V255H64ZM159 254H161V255H159ZM4 255H5V257H3ZM54 255L56 257H53ZM4 258H7V259H4ZM69 258L71 259V262L74 261V260H72L71 257H69ZM69 258L66 261V263L69 261L67 264H71ZM27 259L25 260V263L29 264ZM49 259H51V260H49ZM54 260H55V262H53ZM8 261L10 264H15L17 262L16 259L14 260V262H13V260H10V259L7 260V262ZM38 261H39V263H38ZM23 263L24 262H22V264ZM58 263L61 264L60 262H58ZM58 263H56V264H58Z\"/></svg>", "mask_w": 264, "mask_h": 264}, {"label": "bare ground", "instance_id": "2", "mask_svg": "<svg viewBox=\"0 0 264 264\" xmlns=\"http://www.w3.org/2000/svg\"><path fill=\"white\" fill-rule=\"evenodd\" d=\"M20 1H21V0H19V1L17 0L18 4H19ZM67 1H68V0H67ZM85 1H86V0H85ZM85 1H84V2H85ZM89 1H91V0H89ZM116 1H118V0H116ZM21 2H22V3L19 4V9L23 12V15L25 16L24 19L27 20V24H29V28L27 27V28H28V32H29V33L32 32V34H34V35L37 37V39L41 42V43H39V45H40V44L43 45L44 43H45V44H48V39H49V38H48V33H49V35L53 33V30H52L53 27H51V24H52V22H54V21L50 20L49 15L47 14L48 12L46 13V10H47L48 8L45 7L46 5L43 6V4L37 5V3H38L37 0H26L25 2H24V1H21ZM45 2H46V1H45ZM84 2H82V3H84ZM120 2H123V3L125 2V3H126V0H124V1L120 0L119 3H120ZM127 2H129V0H128ZM39 3H42V0L39 1ZM43 3H44V2H43ZM114 3H115V2H114ZM130 3H131V2H130ZM130 3H129V4H130ZM132 3H133V2H132ZM18 4H17V5H18ZM67 4H68V3H67ZM84 4L88 7L87 4L90 5V2H89V3H84ZM93 4H95V0H94ZM116 4H117V2H116ZM120 4H121V3H120ZM120 4H118V6H117L119 12H120V9H119V8H120V7H119ZM129 4H128V5H129ZM17 5H16V6H17ZM35 5H36V6H35ZM122 5H123V4H121V6H122ZM124 5H125V4H124ZM124 5H123V6H124ZM126 5H127V4H126ZM30 6H32L31 9H30ZM33 6H35V8H33ZM72 6H73V5H72ZM91 6H92V2H91V5H90V8L93 7V6H92V7H91ZM94 6H95V5H94ZM256 6H257V5H256ZM262 6H263V5H262ZM14 7H15V6H14ZM49 7H50V6H49ZM66 7H67V6H66ZM98 7H99V6H98ZM117 7H116V8H117ZM125 7H126V6H125ZM128 7H130V6H128ZM133 7H134V6H133ZM46 8H47V9H46ZM68 8H69V7H68ZM70 8H71V7H70ZM73 8L75 9V7H73ZM90 8L88 7L87 9L90 10ZM96 8H97V7H96ZM96 8H95V10H94L95 12L93 13V15L95 14V15L97 16V14L99 13V16H100L101 13L98 12V11H101V10H98V8H97L98 11L96 12ZM99 8H101V7H99ZM122 8H123V7H122ZM122 8H121V9H122ZM131 8H132V7H131ZM87 9H85V10L87 11ZM92 9H94V8H92ZM92 9H91L90 11H92ZM124 9H127V8H124ZM124 9H122V10H124ZM129 9H130V8H128L127 10H125V11H126L125 13H127V14L122 13L123 15H124V14L126 15V16H123V17L126 18V17L128 16V13H129V16H128V17H130V14H131V17H133V16H132V13H133L136 9H135V7H134L133 9H135V10L132 11V13H131V10H133V9H131V10H129ZM14 10H15V9H14ZM20 10H19V11H20ZM107 10H108V9H107ZM122 10H121V12H122ZM139 10H140V9H139ZM141 10H142V8H141ZM143 10H144V9H143ZM75 11H76V10H75ZM86 11H85V12H86ZM102 11H104V10H102ZM111 11H112V10H111ZM129 11H130V12H129ZM137 11H138V10H137ZM263 11H264V10H263ZM16 12H17V11H16ZM88 12H89V11H88ZM112 12H113V11H112ZM123 12H124V11H123ZM142 12H143V11H142ZM252 12H253V11H252ZM20 13H21V12H20ZM96 13H97V14H96ZM116 13H118V12H116ZM134 13H135V12H134ZM138 13H139V11H138ZM17 14H18V13H17ZM49 14H50V13H49ZM88 14H90V12L87 13V15H88ZM111 14H112V13H111ZM135 14H136V13H135ZM257 14H258V13H257ZM50 15H51V14H50ZM52 15H53V14H52ZM93 15H92V16H93ZM95 15H94V16H95ZM117 15H118L117 17H119V16L122 17V15H121V14L119 15V13H118ZM138 15H139V14H138ZM144 15H145V14H144ZM18 16H21V15L18 14ZM107 16H108V15H107ZM139 16H140V15H139ZM252 16H254V15L252 14ZM259 16H260V15H259ZM261 16H262V14H261ZM263 16H264V14H263ZM52 17H54V16H52ZM55 17H56V16H55ZM55 17H54V18H55ZM120 17H119V18H120ZM54 18H53V19H54ZM57 18H59V17H57ZM67 18H68V17H67ZM101 18H102V15H101ZM101 18H99V19H101ZM114 18H115V17H114ZM125 18H124V19H125ZM138 18H140V17H137V21H139ZM255 18H256V17H255ZM262 18H263V17H262ZM8 19H9V18H8ZM19 19H20V18H19ZM21 19H22V18H21ZM69 19H70V18H69ZM96 19H97V17H96ZM108 19H109V17H108ZM122 19H123V18H122ZM122 19H121V21H123ZM126 19H127V18H126ZM129 19H130V18H128V20H129ZM132 19H133L134 21H133ZM132 19H131V20H132V24H133L134 22H136V21H135V20H136V17H134V18H132ZM251 19H253V18L251 17ZM10 20H11V22H12V19H10ZM94 20H95V19H94ZM102 20H103V19H102ZM104 20H105V19H104ZM109 20H110V19H109ZM128 20H127L126 22H128V24H129L130 20H129V21H128ZM13 21H15V20H13ZM100 21H101V20H100ZM100 21H99V22H100ZM164 21H165V20H164ZM251 21H252V20H251ZM258 21H259V20H257V22H258ZM262 21H263V20H262ZM8 22H10V21H8ZM15 22H16V21H15ZM22 22H24V21H21V23H22ZM96 22H97V21H96ZM96 22H94V23L96 24ZM124 22H125V21H124ZM142 22H143V21H142ZM142 22L140 21L139 23H140V25L142 24V26H143V23H142ZM12 23H13V22H12ZM24 23H25V22H24ZM63 23H64V21H63ZM112 23H113V22H112ZM121 23H122V22H121ZM255 23H256V21H255ZM9 24H10V23H9ZM58 24H59L58 27L60 28L59 31H61V28H62L61 26H62V24L60 25L59 22H58ZM66 24H67V23H65V25H66ZM72 24H73V23H72ZM95 24H94V25H95ZM109 24H110V23H109ZM125 24H126V23H125ZM128 24H127V25H128ZM136 24H137V23H136ZM146 24H147V22H146ZM257 24H258V23H257ZM257 24H256V25H257ZM11 25H13V26L15 25V27H16V23L11 24ZM20 25H21V24H20ZM22 25H24V24H22ZM77 25H78V24H77ZM77 25H76V26H77ZM85 25H86V23H85ZM97 25H98V24H97ZM115 25H117V27H119L117 23H116ZM123 25H124V24H123ZM129 25H131V22H130ZM129 25H128V26H129ZM133 25H134V26H137L138 24L135 25V23H134ZM144 25H145V24H144ZM7 26H8V25H7ZM56 26H57V25H56ZM56 26H55V27H56ZM63 26H64V25H63ZM71 26H72V25H71ZM100 26H101V25H100ZM110 26H111V25H110ZM121 26H122V25H121ZM9 27H10V26H9ZM11 27H12V26H11ZM87 27H88V26H87ZM98 27H99V26H98ZM98 27H97V28H98ZM104 27H105V26H103V27H101V28H104ZM117 27H115V28L118 29ZM124 27H126V26H124ZM131 27H133V26H131ZM139 27H140V26H139ZM143 27H144L143 29H144V31H145V26H143ZM13 28H14V27H13ZM16 28H19V27H16ZM16 28H14V29L17 30ZM59 28H58V29H59ZM65 28H66V27H65ZM65 28H64V29H65ZM69 28H70V27H69ZM74 28H75V26H74ZM79 28H80V27H79ZM88 28H90V27H88ZM93 28H94V26H93ZM99 28H100V27H99ZM107 28H108V26H107ZM119 28L122 29L123 27H119ZM126 28H127V27H126ZM128 28H129V27H128ZM134 28H136V27H133V29H134ZM140 28H142V27H140ZM14 29H13V30H14ZM50 29L52 30V33H50V32H51ZM90 29H91V28H90ZM113 29H114V28H113ZM130 29H131V28H130ZM143 29H141V30H142V33L144 32ZM146 29H147V28H146ZM68 30H69V29H68ZM68 30H65V33H63V34L66 36L65 38H67V36H68L70 39H72V38H73L72 35H73V32H74L75 30H70V31H68ZM79 30H80V29H79ZM104 30H105V29H104ZM104 30H101V32H102V31L104 32ZM124 30H126V29L124 28ZM134 30H135V29H134ZM141 30L139 31L138 28H137V34H136V31H135V34H136V35H139L140 32H141ZM19 31H20V30H19ZM49 31H50V32H49ZM55 31H56V30H55ZM63 31H64V30H63ZM77 31H78V30H76V32H77ZM80 31H81V30H80ZM112 31H115V30H112ZM128 31H129V30H128ZM20 32H21V31H20ZM101 32H100V35H101ZM129 32H130V31H129ZM129 32H127V33L129 34ZM131 32H132V31H131ZM146 32H147V30H146ZM162 32H163V31H162ZM54 33H55V32H54ZM78 33H79V32H78ZM104 33H105V32H104ZM104 33H103V34H104ZM142 33H141V34H142ZM60 34H62V32H59V33H57V34L55 33V34H54V38H55V39H53V40L55 41V40L57 39V36H59ZM103 34H102V35H103ZM106 34H108V33H106ZM106 34H105V35H106ZM132 34H133V35L130 34L132 37L134 36V37H137V38H138V36H136V35L134 34V31H133ZM143 34H144V33H143ZM168 34H169V33H168ZM259 34H260V33H259ZM24 35H25V34H24ZM30 35H31V33H30ZM30 35H29V37H30ZM34 35H31V36H34ZM79 35H80V33H79ZM79 35L77 36L78 38L76 37L77 39H75L74 41H76V40H79V41H80V39H79ZM98 35H99V34H98ZM102 35H101V37H102ZM111 35H112V33H111ZM144 35H145V37H146L147 34H144ZM144 35H143V37H144ZM151 35H152V34H151ZM184 35H185V34H184ZM261 35H262V34H261ZM20 36H21V35H20ZM75 36H76V35H75ZM148 36H149V37H148ZM182 36H183V35H182ZM60 37H64V36H60ZM103 37H104V36H103ZM105 37H106V36H105ZM112 37H113V36H112ZM127 37L130 38V36H128V35H127ZM132 37H131V38H132ZM134 37H133V38H134ZM140 37H142V36L140 35ZM145 37H144V38H145ZM147 37H148L149 39H150V38H151V39L153 38V40H152V41L150 40L149 44H147L148 46H149V45H152L153 43H155V41H157L156 38H155L156 40L154 41V36H153V35H152V36L147 35ZM34 38H35V37H34ZM81 38H82V37H81ZM129 38H128V41H129ZM131 38H130V39H131ZM137 38H136V39H137ZM160 38H161V37H160ZM160 38H158V41L160 40L159 42H161V39H160ZM182 38H183V37H182ZM188 38H189V37H188ZM22 39H23V38H22ZM58 39H59V38H58ZM61 39H62V38H61ZM61 39H60V40H61ZM67 39H68V38H67ZM103 39H104V38H103ZM103 39H102V40H103ZM105 39H107V38H105ZM105 39H104V42H105ZM139 39H140V38H139ZM141 39H142V41H144L143 38H141ZM162 39H163V38H162ZM185 39H186V38H185ZM3 40H4V39H3ZM23 40H24V39H23ZM27 40H28V39H27ZM29 40H31V39H29ZM51 40H52V38H51ZM53 40H52V41H53ZM60 40H59V41H60ZM102 40H101V41H102ZM111 40H112V38H111ZM132 40H133V42H134L135 39H132ZM145 40H146V41H144L143 43L145 44V47L148 48V46H146V43H145V42H147L148 39L145 38ZM168 40H169V39H168ZM9 41H10V40H9ZM25 41H26V40H24V42H25ZM35 41H37V40H35ZM59 41H57V42H59ZM62 41H64V39H63ZM62 41H61V42H62ZM128 41H127V42H128ZM130 41H131V40H130ZM138 41H139V40H138ZM162 41H163V40H162ZM180 41H181V40H180ZM27 42H28V41H27ZM66 42H68V41H66ZM69 42H70V41H69ZM80 42H81V41H80ZM80 42H79V44H80ZM139 42H140V41H139ZM163 42H164V41H163ZM168 42H169V41H168ZM35 43H36V42H35ZM35 43H34V44H35ZM49 43H50V42H49ZM54 43H55V42H54ZM62 43H64V42H62ZM62 43H61V44H62ZM76 43H77V42H76ZM76 43H75V44H76ZM111 43H112V42H111ZM131 43H132V42H131ZM137 43H138V42H137ZM150 43H151V44H150ZM156 43H158V42H156ZM156 43H155V44H156ZM6 44H8V42H7ZM26 44H27V43H26ZM34 44H33V46H34ZM36 44H38V42H37ZM51 44H52V43H51ZM58 44H60V42H59ZM58 44H57V45H58ZM71 44H72V43H71ZM134 44H136V42H134ZM139 44H142V43H139ZM164 44H165V42H164ZM164 44H163V47H164V46L166 47L167 44H166V45H164ZM22 45H23V44H22ZM52 45H54V44H52ZM66 45H69V43H67ZM66 45H65V47L68 48L69 46L67 47ZM76 45H77V44H76ZM153 45H154V44H153ZM158 45H159V44H158ZM158 45H157V46H158ZM160 45H161V47H162V44H160ZM203 45H206V47H205V48H204V47H201V48H204V50H205V49L207 48V44H203ZM209 45H210V44H209ZM209 45H208V46H209ZM55 46H56V45H55ZM72 46H74V44H72L71 47H72ZM119 46H120V45H119ZM142 46H143V44H142ZM157 46L154 47V48H152V50L150 49L149 51H147L148 49H145V50L147 51V53L145 54L144 59H142V60H144V61H145V59H146L147 63L150 65V68L153 69V70H156V75H155L154 77L152 76V77H153V84H152V86H155V87H159V86H161V85H162V79H164V77H165V75L163 76L161 73H162L163 71H169V70H171L172 72H173V71H178V72H180V73H181V72H186V73L190 76L189 78H195V76H197V77H204V78H203V81H202L201 83L204 82V79L206 78V77H205V71H206V70L203 69V70H204V72H203V71L199 70L200 68L195 69V68H196L195 65H194L195 68L193 67V64H195L194 62H196L195 60L198 58V56H197V57L195 58V60H194V55H196V51H197V50L195 51V48H194V50L192 49L193 51H195V54H194V52H193V53H192V52H188V51L190 50L189 47L187 48V49H189V50L185 49L186 51L184 50V51L181 52V51H179V50L177 49V51H174V53H173V50H174V49L176 50V48H174V49L171 48L172 50H171V49H168V47H170V44H168L167 49L161 48L160 46L157 47ZM187 46H188V45H187ZM21 47H22V46H21ZM23 47H24V46H23ZM25 47H26V46H25ZM27 47H28V46H27ZM31 47H32V46H31ZM36 47H37V46H36ZM36 47H35V50H36ZM39 47H40V46H39ZM39 47H38V48H39ZM46 47H47V45H46ZM56 47H58V46H56ZM65 47H64V51L62 50V52H64V53H61V51H60L61 49H58V51H60L61 55H59L58 52H57V53H58V54H57L56 51H55L56 49L53 50L54 48L52 49V51H54V55H55V53H56L57 55L61 56L60 58L57 57V61H55V63L58 62V63H57V64H58V65H57V67H58L57 72L59 73V75H61L60 78L63 77V78H62V81H65V80H66V83H65V84H68V81H70V80H68V79H71V78H72V75H71V78H70L71 71L73 72V70H75L74 72H75V74H77V72H78L77 70H80V69H81V66H82L83 64L80 65L81 63L79 64V63L77 62V59H76V62H77L78 64L75 63L76 65H75V64L73 65V63H74L73 60H71L70 62H69V61L67 62L66 60H67V59L69 60V58H67V57H69L70 54H69L68 51H67L69 48H68L67 50H65ZM83 47H84V46H83ZM138 47H139V46H138ZM145 47H144V48H145ZM149 47H150V46H149ZM151 47H153V46H151ZM172 47H173V46H172ZM174 47H175V46H174ZM185 47H186V46H185ZM211 47H212V46H211ZM263 47H264V46H263ZM19 48H20V47H19ZM33 48H34V47H33ZM38 48H37V49H38ZM48 48H49V47H48ZM50 48H51V47H50ZM73 48H74V50H75V48H77V47H72L71 49H73ZM78 48H79V47H78ZM81 48H82V47L80 46V49H81ZM88 48H89V47H88ZM88 48H87V49H88ZM115 48H116V47H115ZM120 48H121V47H120ZM120 48H118V50H119ZM144 48H143V50H144ZM29 49H30V48H29ZM42 49H43V46H42ZM44 49H45V47H44ZM44 49L42 50V52L45 54V53L48 52V51H45ZM46 49H47V48H46ZM82 49H83V48H82ZM139 49H141V48H139ZM179 49H180V48H179ZM209 49H211V51H212V48H209ZM214 49H215V48H214ZM35 50H34V51H35ZM39 50H40V49H39ZM90 50H92V49H90ZM118 50H117V51L115 50L116 53L119 52V51L122 52V51H121L122 48H121V50H119V51H118ZM123 50H124V53H125V49H124V48H123ZM169 50H170L171 52H170ZM182 50H183V49H182ZM207 50H208V48H207ZM207 50H206V51H207ZM215 50H216V49H215ZM44 51H45V52H44ZM49 51H50V50H49ZM65 51H66V52H65ZM80 51H81V50H80ZM80 51L77 50V52H76V51H75V52H74V51H71V52H74V53H73L74 55L76 54L75 56H76L77 58H79V59H78L79 61H80V59H81V61L85 62V61H86L85 59H86L87 56L85 57L86 54H85V55L83 54L84 51H83V53H80ZM139 51H140V50H139ZM178 51L181 52V53H178ZM199 51H200V52H199ZM201 51H203V49L198 50L199 53H201ZM36 52H40V51L36 50L35 53H36ZM126 52H127V51H126ZM142 52H143V54H142V53H141V54L144 55V51H142ZM175 52H177L178 54L175 53ZM198 52H197V53H198ZM208 52H209V50H208ZM35 53H34V54H35ZM52 53H53V52H52ZM66 53H67V55H69V56H67ZM113 53H114V52H113ZM124 53H121V54H124ZM209 53H210V52H209ZM209 53H208V54H209ZM118 54L120 55V53H118ZM130 54L132 55V53H130ZM130 54H129V55H130ZM40 55H41V54H40ZM46 55H47V54H46ZM54 55L51 54L50 56H52V58L55 59V57H53ZM57 55H56V56H57ZM88 55H89V54H88ZM124 55H125V54H124ZM131 55H130V56H131ZM201 55H202V56H205L206 53L203 52V54H201ZM33 56H34V55H33ZM41 56H42V55H41ZM43 56H44V55H43ZM50 56H49V57H50ZM66 56H67V57H66ZM90 56H91V55H90ZM92 56H93V54H92ZM92 56H91V57H92ZM134 56H135V55H134ZM136 56H137V54H136ZM136 56L134 57L135 60H133V57H132V60L129 59V60L133 61V63L130 62L128 59L126 60V59L124 58L125 56H122V57L119 56L121 59L124 58V60H121V59L119 60V58H118V61L116 60L115 62H112V63L114 64L112 70H114V72H115V71L118 72V73H119L118 75L121 74V75H123V76H125V77H129V78H131V79L133 78V79L135 80V79H136V73H137V71H135V68H138V67H137V64H134V63H135L134 61H137V60H136ZM138 56H140V55L138 54ZM207 56H208V55H207ZM39 57H40V56H39ZM71 57L73 58L74 56H71ZM40 58H41V57H40ZM65 58H66V59H65ZM74 58H75V57H74ZM130 58H131V57H130ZM141 58H143V56H141ZM203 58H204V57H203ZM203 58H202V59H203ZM38 59H39V58H38ZM50 59H51V57H50ZM50 59H49V60H50ZM93 59H94V58H93ZM111 59L113 60V59H115V58H111ZM138 59H139V58H138ZM45 60H47V59L45 58ZM49 60H48V62H49ZM109 60H110V58H109ZM109 60H108V62H109ZM142 60H141V62H142ZM165 60H166L167 62H168V60H173V64H172V62H171V64H172V65H171V64H169V62H168L169 65H165V63H164ZM105 61H106V60H105ZM113 61H114V60H113ZM146 61H145V62H146ZM202 61H203V60H202ZM52 62L54 63V60H53ZM71 62H73V63H71ZM138 62H139V60L137 61V63H138ZM145 62H144V63H145ZM44 63H45V62H44ZM44 63H43V64H44ZM105 63H106V62H105ZM139 63H140V62H139ZM139 63H138V64H139ZM10 64H12V63H10ZM13 64H14V63H13ZM17 64H18V63H17ZM40 64H42V62H41ZM47 64H48V63H47ZM85 64H86V62H85ZM166 64H167V63H166ZM55 65H56V64H54V66H55ZM90 65H92V64H90ZM106 65H108V64H106ZM134 65H136V67H135ZM198 65H199V64H198ZM10 66H12V65H10ZM13 66H14V65H13ZM50 66H52V64H50ZM144 66H145V64H144ZM57 67H56V68H57ZM88 67H89V65H88ZM92 67H93V66H92ZM134 67H135V68H134ZM145 67H146L145 69H147L148 66H145ZM7 68H8V65H7ZM10 68H11V67H10ZM93 68H94V67H93ZM140 68H141V67H140ZM148 68H149V67H148ZM54 69H55V68H54ZM84 69H85V68H84ZM89 69H90V67H89ZM105 69H106V68H105ZM205 69H206V67H205ZM52 70H53V69H52ZM86 70H87V69H85V71H86ZM91 70H92V69H91ZM108 70H109V69H108ZM136 70H137V69H136ZM76 71H77V72H76ZM87 71H89V70H87ZM87 71H86V72H87ZM94 71H95V70H94ZM138 71H139V69H138ZM146 71H148V69H147ZM151 71H152V70H151ZM151 71H150V72H151ZM6 72H7V70H6ZM69 72H70V73H69ZM74 72H73V73H74ZM83 72H84V71H83ZM83 72H78L79 74H77L78 76H76V77H79V75H81V77H82L83 80H85L86 77H88V79H89L90 76L85 75V76L83 77V75L81 74V73H83ZM109 72H110V71H109ZM140 72H141V71H140ZM158 72H161V73H158ZM169 72H170V71H169ZM207 72H209V70H207ZM1 73H2V72H1ZM7 73H8V72H7ZM52 73H53V72H52ZM52 73L50 72V74H52ZM73 73H72V74H73ZM84 73H85V72H84ZM84 73H83V74H84ZM91 73H92V72H91ZM147 73H148V72H147ZM174 73H175V72H173V73H171V74L173 75ZM186 73H185V74H186ZM68 74H69V78L67 79L66 77H68V76H67ZM85 74H86V73H85ZM87 74L90 75V73H87ZM96 74H97V73H96ZM112 74H113V73H112ZM137 74L140 75V73H137ZM151 74H152V72H151ZM154 74H155V73H154ZM177 74H178V73H177ZM177 74H176V76H177ZM214 74H215V73H214ZM115 75H116V74H115ZM146 75H147V74H146ZM152 75H153V74H152ZM168 75H169V74H168ZM172 75H171V76H172ZM179 75H180V74H179ZM208 75H210V74H208ZM208 75H206V76H208ZM73 76H74V75H73ZM91 76H92V74H91ZM93 76H94V75H93ZM96 76H98V75H96ZM137 76H138V75H137ZM2 77H3V76H2ZM2 77H1V78H2ZM81 77H79V80L82 82ZM98 77H100V76H98ZM147 77L149 78V77H151V76H148V75H147ZM167 77H168V76L166 75V78H167ZM169 77H170V76H169ZM173 77H174V76H173ZM187 77H188V76H187ZM65 78H66V79H65ZM73 78H75V76H74ZM92 78H93V77H92ZM92 78L90 77V79H92ZM144 78H146L145 75H144L141 79H144ZM184 78H185V77H184ZM63 79H65V80H63ZM88 79H86V80H88ZM93 79H94V78H93ZM117 79H118V77H117ZM117 79H116V80H117ZM141 79L139 80V77H138V81H135V82H136L135 85L143 86V85H144L143 83L146 82V81H144L145 79L141 81ZM151 79H152V78H151ZM201 79H202V78H201ZM0 80H1V79H0ZM67 80H68V81H67ZM86 80L84 81V83L87 82L86 84H88V81H86ZM97 80H99V79H97ZM102 80H103V79H102ZM116 80H115V81H116ZM119 80H120V79H119ZM119 80H118V81H119ZM124 80H127V79H124ZM169 80H170V79H169ZM179 80H180V79H179ZM205 80H206V79H205ZM208 80H209V79H208ZM54 81H55V80H54ZM75 81H76V79H75ZM90 81H91V80H90ZM95 81H96V80H95ZM118 81H117V82H118ZM143 81H144V82H143ZM167 81H168V80H166V83H167ZM171 81H172V80H171ZM176 81H177V80H176ZM190 81H191V80H190ZM190 81H188V82H190ZM192 81H193V80H192ZM199 81H200V80H199ZM96 82H97V81H96ZM99 82H100V81H99ZM99 82H98V83H99ZM101 82H103V81H101ZM125 82H126V81H125ZM130 82H131V81H130ZM142 82H143V83H142ZM150 82H151V81H150ZM185 82H186V81H185ZM188 82H187V83H188ZM62 83H63V82H62ZM84 83H82V84H84ZM115 83H116V82H115ZM122 83H123V81H122ZM168 83H169V82H168ZM187 83H184V84H187ZM195 83H196V82H195ZM195 83H194V84H195ZM201 83H200V84H201ZM204 83H207V82H204ZM208 83H209V82H208ZM57 84H58V83H57ZM59 84H60V82H59ZM99 84H101V83H99ZM89 85H90V84H88V89H89ZM102 85H103V84H102ZM114 85H115V84H114ZM130 85H131V84H130ZM147 85H150V83L147 84ZM147 85H146V86H147ZM171 85H172V84H171ZM188 85H189V84H188ZM188 85H187V86H188ZM205 85H206V84H205ZM207 85H208V84H207ZM62 86H63V84H62ZM64 86H65V85H64ZM84 86H85V85H84ZM132 86H133V85H132ZM150 86H151V85H150ZM165 86H166V85H165ZM187 86H186V87H187ZM90 87H91V86H90ZM98 87H100V86H98ZM115 87H116V86H115ZM115 87H114V88H115ZM147 87H148L149 89H148V88H144V89H148V90L151 89L149 86H147ZM166 87H167V86H166ZM80 88H81V87H80ZM83 88H84V87H83ZM120 88H121V87H120ZM138 88H139V87H138ZM140 88H141V87H140ZM164 88H165V87H164ZM167 88H168V87H167ZM167 88H166V89H167ZM190 88H191V87H190ZM192 88H193V87H192ZM192 88H191V89H192ZM84 89H85V88H84ZM90 89H92V87H91ZM90 89H89L88 91H90ZM101 89H102V86H101ZM154 89H155V88H154ZM207 89H209V88H207ZM210 89H211V88H210ZM95 90H96V89H95ZM95 90L93 89L94 92H95ZM98 90H99V89H98ZM117 90H118V89H117ZM121 90H122V89H121ZM121 90H120V91H121ZM141 90H142V89H141ZM152 90H153V88H152ZM211 90H212V89H211ZM7 91H8V90H7ZM83 91H84V90H83ZM99 91H100V90H99ZM101 91H102V90H101ZM104 91H105V90H104ZM104 91H103V93H104ZM122 91H123V90H122ZM162 91H164V90H162ZM170 91H171V90H170ZM97 92H98V91H97ZM97 92H95V93H97ZM118 92H119V91H118ZM159 92H161V91H159ZM208 92H209V91H208ZM212 92H213V91H212ZM90 93H91V92H90ZM101 93H102V92H101ZM122 93H123V92H122ZM157 93H158V92H157ZM209 93H210V95H212L211 92H209ZM98 94H100V93L98 92ZM104 94H105V93H104ZM104 94H103V95L101 94L103 98H105ZM151 94L154 95V93H151ZM206 94H207V92H206ZM217 94H218V93H217ZM87 95H88V94H87ZM101 95H99V96H101ZM119 95L122 96L121 93H120ZM128 95H129V94H128ZM155 95H156V94H155ZM219 95H221V94H219ZM6 96H7V95H6ZM124 96H125V95H124ZM156 96H157V95H156ZM207 96H208V95H207ZM86 97H87V96H86ZM91 97H92V96H90V98H91ZM118 97H119V96H118ZM122 97H123V96H122ZM148 97H149V96H148ZM150 97H151V96H150ZM153 97H154V96H153ZM195 97H196V96H195ZM208 97H209V96H208ZM210 97H212V96H210ZM215 97H219V96H215ZM90 98H89V99H90ZM96 98L98 99V97H96ZM99 98H100V97H99ZM140 98H141V97H140ZM151 98H152V97H151ZM155 98H156V97H155ZM155 98H153V99H155ZM125 99H126V98H125ZM127 99L132 101V100L134 99V96H131V95H130L129 97H127ZM127 99H126V101H127ZM149 99H150V98H149ZM192 99H193V97H192ZM195 99H196V98H195ZM205 99H206V98H205ZM99 100H100V99H99ZM101 100H102V99H101ZM151 100H152V99H151ZM120 101H121V99H120ZM153 101H154V100H153ZM155 101H156V100H155ZM91 102H92V100H91ZM128 102H129V101H128ZM174 102H175V101H174ZM27 103H29V101H28ZM122 103H123V102H122ZM134 103H135V101H134ZM7 104H8V103H7ZM23 104H24V103H23ZM23 104H22V105H23ZM125 104H126V103H125ZM136 104H137V103H136ZM173 104H174V103H173ZM175 104H176V103H175ZM128 105H129V104L127 103V106H128ZM127 106H126V107H127ZM173 106H174V105H173ZM176 106H177V105H176ZM176 106H175V107H172V106H171V107H172V109H173V108H177V107H178V106H177V107H176ZM22 107H23V106H22ZM123 107H124V105H123ZM131 107L134 108V105L131 106ZM180 107H182V106H180ZM132 108H131V110H132ZM195 108H196V107H195ZM20 109H22V108L20 107ZM25 109H26V106H25ZM73 109H74V108H73ZM134 109H135V108H134ZM169 109H170V108H169ZM178 109H179V108H178ZM189 109H190V108H189ZM217 109H218V108H217ZM228 109H229V108H228ZM228 109H227V110H228ZM131 110H130V111H131ZM135 110H137V109H135ZM149 110H150V109H149ZM174 110H175V109H174ZM182 110H183V109H182ZM16 111H17V109H16ZM21 111H22V110H21ZM25 111H26V110H23L24 113H25ZM68 111H69V110H68ZM74 111H76V110H74ZM127 111H129V110H127ZM145 111H146V110H145ZM164 111H165V110H164ZM164 111H163V112H164ZM228 111L230 112V109H229ZM237 111H238V110H237ZM18 112H19V109H18L17 113H18ZM23 112H22V113H23ZM70 112H71V111H70ZM76 112H77V111H76ZM124 112H126V111H124ZM143 112H144V111H143ZM143 112L141 111V113H143ZM148 112H149V111H148ZM148 112H147V111L145 112V113H147V116L149 115L150 112H152V110H151L149 113H148ZM156 112H157V111H156ZM24 113H23V114H24ZM26 113H27V112H26ZM66 113H67V110H66ZM66 113H65V114H66ZM72 113H73V112H72ZM72 113H71V114H72ZM166 113H167V112H166ZM177 113H178V114H181V113H179L178 111H177ZM205 113H206V112L204 111L203 114H205ZM211 113H212V111H211ZM211 113H210V115H213V114H211ZM219 113H220V112H219ZM223 113L226 114V112H223ZM227 113H228V112H227ZM230 113H231V112H230ZM230 113H229V116H230ZM232 113H233V111H232ZM0 114H1V113H0ZM14 114H15V112L13 113V115H14ZM62 114H63V113H62ZM67 114H68V113H67ZM76 114H77V113H76ZM122 114H124V113H122ZM126 114H127V113H126ZM126 114H125V115H126ZM136 114H137V113H136ZM139 114H140V112L138 113V115H139ZM150 114H151V113H150ZM178 114H177V115H178ZM185 114H186V113H185ZM203 114H202V115H203ZM207 114H208V113H206L205 117H206V116H209V115H207ZM233 114H234V113H233ZM237 114H238V113H237ZM237 114H235V115H237ZM259 114H260V113H259ZM1 115H2V114H1ZM18 115H19V114H18ZM21 115H22V114H21ZM24 115H25V114H24ZM74 115H75V113H74ZM78 115H79V112H78ZM78 115H77V116H78ZM127 115H128V114H127ZM127 115H126V116H127ZM130 115H132V113H131ZM130 115H128V116H130ZM143 115H145V114H143ZM162 115H163V114H162ZM162 115H160L161 118H162ZM166 115H167V114H165V116H166ZM216 115H219V114L217 113V114L213 115V117L216 116ZM4 116H6V115L4 114ZM4 116H3V119H5ZM7 116H8V115H7ZM7 116H6V118H8ZM9 116H10V115H9ZM67 116H68V115H67ZM77 116H76V117H77ZM163 116H164V115H163ZM180 116H181V115H180ZM191 116H193V118L196 119V116H195V117H194V115H191ZM191 116H189V117L192 118ZM220 116H221V119L224 118V117H226V115H225V116L223 115V117H222V114H220ZM227 116H228V115H227ZM233 116H234V115H233ZM238 116H239V115H238ZM240 116H241V114H240ZM1 117H2V116H0V118H1ZM11 117H12V116H11ZM63 117H64V116H63ZM69 117H70V116H69ZM79 117H80V116H79ZM85 117H86V116H85ZM85 117H84L83 119H85ZM87 117H88V116H87ZM131 117H132V116H131ZM148 117H149V116H148ZM181 117H183V119L186 118V117L184 118L183 114H182ZM187 117H188V116H187ZM189 117H188V118H189ZM201 117H202V116H201ZM9 118H10V117H9ZM13 118H14V117H13ZM70 118H71V117H70ZM80 118H81V117H80ZM80 118H79V119H80ZM127 118H129V117H127ZM127 118H126V119H127ZM143 118H144V120H147V121H148V122L146 123L147 125H148V124H154V126L157 125L159 128H160V126H161V127L164 126V127L168 128V129L171 131V132H169V133H170V134L172 133V134H171L172 136H173V135L176 136L177 134L180 133V132H178V127H181V125H183L182 128H183L184 126H185V127L189 126V125H187V126L184 125L183 122L180 123L182 120L179 121V124H181V125H179V126H178V124L176 125V126H178V127H176L175 125H174V126H173V125H170L169 122H171V121L167 122V121L165 120V118H166L167 120H169V116H168V118H167V117H165V118L163 117L162 119L159 118V116H158V117H157V118H158L157 121H154V122H151V120L146 119L145 116H144ZM173 118H174V117H173ZM188 118H186V119H188ZM209 118H211V117H209ZM219 118H220V117H219ZM219 118H218V119H219ZM227 118H228V117H227ZM243 118H244V117H243ZM247 118H248V117H247ZM76 119H77V118H76ZM90 119H91V118H90ZM126 119H125V120H126ZM131 119H132V118H131ZM131 119H130V120H131ZM159 119H160V120H159ZM179 119H181V118H179ZM179 119H178V120H179ZM194 119H193V120H194ZM197 119H198V117H197ZM197 119H196V120H197ZM207 119H208V117H207ZM214 119H215V118H214ZM218 119H216V120L218 121ZM228 119H229V118H228ZM228 119H226V123H228V121L230 122V119H229V120H228ZM261 119H262V118H261ZM0 120H1V119H0ZM16 120H17V119H16ZM73 120H75V118H74ZM132 120H133V119H132ZM137 120H138V119H137ZM140 120H141V118H140ZM142 120H143V119H142ZM144 120H143V121H144ZM153 120H154V118H152V121H153ZM170 120H172V118H170ZM193 120H192V119H191V121L188 120V122L190 121V124H192ZM196 120H194V121H196ZM198 120H199V119H198ZM200 120H203L202 122L200 121L201 124L205 121V120H204V115H203V119L200 118ZM223 120H224V119H223ZM231 120H232V119H231ZM238 120H239V119H238ZM262 120H263V119H262ZM1 121H2V120H1ZM3 121H4V120H3ZM6 121H8V120L5 119V122H6ZM14 121H15V120H14ZM79 121H80V120H79ZM83 121L85 122L86 119L83 120ZM88 121H90V120H89V117H88ZM88 121H87V122H88ZM96 121H97V120H96ZM98 121L100 122V120H98ZM98 121H97V122H98ZM133 121H134V120H133ZM133 121H132V123H133ZM135 121H136V119H135ZM138 121H139V120H138ZM172 121H173V120H172ZM176 121H177V120H176ZM207 121H210V120H207ZM212 121H213V120H212ZM214 121H215V120H214ZM224 121H225V120H224ZM235 121H237V117L235 118ZM239 121H240V120H239ZM245 121L248 123V121H247L246 119H245ZM245 121H244V122H245ZM260 121H261V120H260ZM10 122H11V121H10ZM17 122H18V121H17ZM81 122H82V119H81ZM90 122H91V121H90ZM127 122H128V121H127ZM141 122H142V121H141ZM173 122H175V119H174ZM173 122H172V123H173ZM200 122L198 121V123H200ZM237 122H238V121H237ZM237 122H236V123H237ZM241 122H242V117H241ZM241 122H238V123L241 124ZM11 123H12V122H11ZM74 123H75V122H74ZM88 123H89V122H88ZM112 123H113V122H112ZM130 123H131V121H130ZM134 123H137V122H134ZM134 123H133V124H134ZM138 123H139V122H138ZM177 123H178V121H177ZM196 123H197V122H196ZM196 123H195V125H194V123L192 124V125H194L195 127L190 125L191 127H193V128H189L190 130H188L187 128H185V129H186L187 131H190V133L192 134L194 128H195V129L199 128V127H198L199 124H196ZM209 123L212 125V122H208V124H209ZM218 123H220V122H218ZM222 123H223V122H221V126L224 127V126L222 125ZM226 123H225V124H226ZM233 123H234V121H233ZM236 123H235V127H237V126H236ZM238 123H237V125H238ZM247 123H246V124L243 123V124L246 125V126H248L249 124L247 125ZM254 123H255V122H254ZM254 123H253V124H254ZM2 124H3V126H5L4 128H7V127L9 126V123H8V122H7L8 126L6 125V123H5V125H4V123H1V125H2ZM75 124H76V123H75ZM91 124H92V123H91ZM96 124H98V123H96ZM113 124H114V123H113ZM140 124H141V123H139V125H140ZM174 124H176V123H174ZM204 124H205V123H204ZM206 124H207V123H206ZM10 125H11V124H10ZM73 125H74V124H73ZM88 125H89V124H88ZM94 125H95V124H94ZM127 125H128V124H127ZM214 125H216V124H214ZM218 125H219V124H218ZM218 125H217V126H218ZM226 125H227V124H226ZM229 125H230L229 128L231 129V126H233V125L231 124V122H230V124H228L227 126H229ZM250 125H252V124H250ZM6 126H7V127H6ZM13 126H14V124H13ZM13 126H12V127H13ZM15 126H16V125H15ZM17 126H18V125H17ZM17 126H16V127H17ZM76 126H77V124H76ZM78 126H79V125H78ZM80 126H81V125H80ZM80 126H79V127H80ZM90 126H91V125H90ZM90 126H89V127H90ZM92 126H93V125H92ZM97 126L99 127V125H95V127H97ZM109 126H110V125H109ZM128 126H130V124H129ZM140 126H141V125H140ZM150 126H152V128L154 129L153 125H150ZM190 126H189V127H190ZM207 126H208V125H207ZM239 126H240V125H238V128L240 129V128H242L243 125H241L240 127H239ZM246 126H244V128H245ZM16 127H15V128H16ZM82 127H84L83 129L88 128V127L85 128V126H82ZM95 127H94V128H95ZM98 127H97V128H98ZM107 127H108V126H107ZM110 127H111V126H110ZM110 127H109L108 129H110ZM115 127H116V126H115ZM158 127L156 128V126H155V129H159ZM164 127H163V129H164ZM201 127H203V125H202ZM209 127H210V126H209ZM209 127H208V128L206 127V128L209 129ZM248 127H249V126H248ZM0 128L3 129L2 126H1ZM9 128H10V127H9ZM76 128H77V127H76ZM113 128H114V126H113ZM113 128L110 129V130H113V131H114ZM130 128H132V127H130ZM210 128H213V129H214V128H216V127H215V126H214V127L212 126V127H210ZM217 128H218V127H217ZM217 128H216V130H217ZM226 128H227V127H225V130H226ZM233 128H234V126H233ZM233 128H232V129H233ZM252 128H253V126H251L250 129H252ZM12 129H14V128H12ZM16 129H18V128H16ZM77 129H78V128H77ZM83 129H81V127H80V131L83 130ZM90 129H91V127H90ZM108 129H106V130H108ZM140 129L143 130V127H142V128H138V130H140ZM163 129H162V130H163ZM191 129H192V130H191ZM195 129H194V130H195ZM203 129H204V128H202L200 131H202ZM207 129H206V130H207ZM213 129H212V130H213ZM223 129H224V128H223ZM223 129H222V130H223ZM234 129L237 131L236 128H234ZM246 129H247V128H245L244 131H246ZM250 129H249V131H248V136H250V135H249V134H250V133H249V132H250ZM253 129H254V128H253ZM253 129H252V130H253ZM4 130H5V129H4ZM20 130H21V129H20ZM75 130H76V129H75ZM96 130H99V129H96ZM96 130L94 131V129H93V131H94L95 133H96ZM103 130H104V129H103ZM110 130H109V131H110ZM141 130H140V133H141ZM145 130L148 132L147 129H144L142 132H144ZM180 130H181V128L179 129V131H180ZM183 130H184V128H183ZM183 130H181V131H183ZM198 130H199V129H198ZM198 130H197V131H198ZM216 130L214 129V131H216ZM242 130H243V129H242ZM242 130L240 129V131H242ZM247 130H248V129H247ZM6 131L8 132V129H6ZM14 131H15V130H14ZM76 131H77V130H76ZM80 131L78 130L79 133H80ZM89 131H90V130H89ZM89 131H88V132H89ZM101 131H102V130H101ZM133 131H134V130H133ZM146 131H145V133H146ZM159 131H160V130H159ZM163 131H164V130H163ZM163 131H161V132H163ZM187 131H186V133H188ZM191 131H192V132H191ZM207 131H208V130H207ZM207 131H205L206 136H203V135H202L203 137H206V138H207V133H206ZM209 131H210V129H209ZM209 131H208V132H209ZM227 131H228V130H227ZM227 131H226V133L229 134L230 131H229V132H227ZM236 131H235L234 133H236ZM9 132H10V131H9ZM84 132H86V131L84 130ZM115 132H116V131H115ZM135 132H136V131H135ZM137 132H138V131H137ZM154 132H156V131H154ZM157 132H158V131H157ZM167 132H168V131H167ZM194 132H195V131H194ZM210 132H211V131H210ZM217 132H218V130H217ZM217 132H216V134H218ZM221 132H223V131H221V129H220V130H219V133H221ZM231 132H232V131H231ZM238 132H239V130H238ZM253 132H254V131H253ZM3 133H4V132H3ZM15 133H17V131H16ZM86 133H87V132H86ZM86 133H85V134H86ZM89 133L91 134V136L94 134V133H91V132H89ZM145 133H144V134H145ZM165 133H166V132H165ZM169 133H167V134H169ZM184 133H185V132H184ZM184 133H182V135H183ZM190 133H189V134H190ZM195 133H197V132H195ZM195 133L192 134L193 137H194V135H195V136L197 135V134H195ZM203 133H204V131H203ZM239 133H240V132H239ZM242 133H243V132H241L240 135H241ZM245 133H246V132H245ZM5 134H6V132H5ZM13 134H14V133H13ZM80 134H81V133H80ZM85 134H84V135H85ZM96 134L99 135V134H101V133H100V132H99V133L97 132ZM113 134H114V133L111 131V135H112V136H113ZM141 134H142V133H141ZM144 134H142V137H143ZM189 134H188V135H189ZM198 134H199V133H198ZM200 134H202V132H201ZM211 134H212V133H211ZM213 134H215V132H213ZM251 134H252V133H251ZM6 135H7L8 138H9V133L6 134ZM81 135L83 136V133H82ZM81 135H80V137H82ZM98 135H97V136H98ZM114 135H116V133H115ZM157 135H158V134H157ZM180 135H181V134H180ZM180 135H178V137H176V138H178V139H175V140H179V141H180V139H179V136H180ZM208 135H210V133H209ZM221 135H222V133H221ZM221 135H219V136H221ZM225 135H226V134L223 132V136H221V137H222V138H221V139H222L221 142H220V139H219V142H220L221 144L224 143V142H226V139H225V138H227V136L225 137ZM245 135H247V134H245ZM245 135H242V138H243V136H245ZM14 136H15V134H14ZM77 136H78V135H77ZM95 136H96V135H95ZM140 136H141V135H140ZM140 136H138V137H140ZM162 136H163V135H162ZM164 136L166 137V135H164ZM169 136H170V135H169ZM169 136H167V137H169ZM185 136H186V135H185ZM185 136H184V137H185ZM202 136H201V139H203ZM210 136H211V135H210ZM210 136H209V137H210ZM214 136H215V135H214ZM219 136L216 135V137H214V138H216V140H217V138H218ZM228 136H230V135H228ZM231 136H232V135H231ZM15 137H16V139H17V136H15ZM46 137H47V135H46ZM84 137H85V136H83L82 138L84 139ZM88 137H89V134H88V136H87V141H88L90 138H93V137H90V138H88ZM99 137H100V135H99ZM99 137H97V138H99ZM136 137H137V136H136ZM144 137H145V136H144ZM144 137H143V138H144ZM147 137H148V136H147ZM181 137H182V136H181ZM187 137H188V136H187ZM191 137H192V136H190V137H189V140H187V141H190V138H191ZM211 137H213V136H211ZM234 137H235V136H234ZM234 137H232V139H228V140H229L228 142H230L229 145H226V143H225V145L227 146V148H228V146H229L230 148H232L233 142L237 140L236 137H235L236 140H233ZM246 137H247V136H246ZM246 137H245L244 139H246ZM4 138H5V137H4ZM13 138H14V137H13ZM13 138H12V136H10V139H13ZM97 138H96V139H97ZM100 138L102 139L103 137L101 136ZM100 138H99V139H100ZM143 138H142V139H143ZM157 138H158V137H157ZM161 138H162V137H161ZM173 138H175V137H173ZM173 138H171V139H173ZM230 138H231V137H230ZM63 139H64V138H63ZM96 139L94 138L93 141L96 140ZM99 139H98V141H99ZM148 139H149V138H147V140H146V142H145V143H147V144H145L146 147H145V146H142V144H143L144 141H145V139H143V140H141V142L143 141V143H142L141 145H140V144H139V145H138V144H135V145H134V148L132 147V148H133V150L131 149V150L133 151L132 153H128V152H127L128 154L126 153V154H127V155H126V154H125L126 151H124L125 156H124V154L122 155V153H121L122 149H121V148H123V150L128 149V145H127V144L124 145L126 142H125L124 144H121V143L119 142L122 146H124V147L127 146V148L125 147L126 149H124V147H121V146L119 145V143H117L116 145H115L116 142H114L113 144H109V143H108V144H109V145H108V144L106 143V142H108V141L105 142L104 139H102V140H103V144H104V142H105V144L108 145V148H107V146H105L108 150L104 147V148H99V149H98V152L100 151L101 154H105L106 156H108V154H110L111 157L116 156L118 153L121 154V155H120L121 157L119 156L118 159L121 158L120 161H123V162H125V163H129L128 165H129L130 167H129V166H128V167H129V169H130L129 172H130V175H131L132 179L129 178V179H131L130 182H129L128 180L124 181V182H129V184H128V185H125V186H124L125 183L123 184V183H122L123 181H122V182L120 181V182L123 184V185L120 184L121 186H123V187L120 188L121 190L119 189L120 192L122 191L121 193L123 194V190H125V191L127 190L128 194L124 196L125 198H126V196H127V202H128L129 199H132V201L137 200V201L139 202L138 204L140 205L139 208L141 207V209H140L141 212L143 213V212L145 211L144 214L141 213L142 215L145 216V214H146L147 217H148V216H151V217L153 216L152 218H154V215H156L157 217H159V220H160V216H158V215H161V214H158V212H157L158 209H159V207L161 208V205H162V204H165V205L167 204V205H168L169 203H170V204H169L168 206H169L170 208H171L172 206H174V205H175V202H174V204H173V201L176 200V198L174 197L176 194L173 195V199H174V198H175V199H174V200L171 199L169 194H172V193H168V192L166 191L167 185H166V182H164V181H165V180H164L165 178L163 179L164 181L161 180V181H163V182H159V181L156 180V178L154 177V176H156V174H157V176H159L160 174L156 173L157 171H155V172H153V173H156V174L153 175V173H152V171H153L152 168L154 167V165H155L154 163H155V162L153 163L154 165H151L152 163H151L150 160H152L151 158H152V156H154L153 154H154L155 152L157 153V151H158V155H159L160 153H161V154H164V153L166 152V150H165L164 153L161 152V151H163L164 149H162L161 151H160V149H158L157 151H154L153 146H155V147L157 148V146H161L163 143L161 144V143H159L160 141H159V142H158V141L156 142L155 140L151 141V140H148ZM169 139H170V138H169ZM171 139H170V140H171ZM182 139H183V137H182ZM184 139H185V138H184ZM184 139H183V140H184ZM191 139H193V138H191ZM198 139H199V140H197V138H196V140L198 141V144H199V143H201L200 137H199ZM204 139H205V138H204ZM210 139H213V138H210ZM239 139H240V138H239ZM244 139H242L243 141L240 140V143L243 142L242 144H244V143H245V142H244ZM14 140H15V138H14ZM14 140H12V141H14ZM91 140H92V139H91ZM102 140H101V141H102ZM139 140H140V138H139ZM157 140H159V138H158ZM160 140H161V139H160ZM163 140H166V139H164V137H163ZM163 140H162V141H163ZM194 140H195V138H194ZM196 140H195V142H196V144H197V141H196ZM208 140H209V138H208ZM208 140L206 139V141H208ZM246 140H248V138H247ZM260 140H261V139H260ZM10 141H11V140H10ZM17 141H18V140H17ZM85 141H86V140H85ZM112 141H113V140H112ZM134 141H135V140H134ZM134 141H133V142H134ZM162 141H161V142H162ZM168 141H169V140H168ZM179 141H178V142H179ZM184 141H185V140H184ZM192 141H193V140H192ZM217 141H218V140H217ZM217 141H216V142H217ZM238 141H239V140H238ZM238 141H236V142H238ZM241 141H242V142H241ZM261 141H262V140H261ZM7 142L9 143V140H8ZM15 142H16V141H15ZM15 142H14V143H15ZM18 142H19V141H18ZM88 142H89V141H88ZM94 142H96V141H94ZM94 142H93V143H94ZM137 142H138V141H137ZM176 142H177V141H176ZM176 142H175V143L172 142V143H174V144H173V145L170 144V148H173V146H176L177 144H179L178 142H177V144H176ZM181 142H183V141H181ZM236 142H234V143L236 144ZM259 142H260V141H259ZM262 142H263V141H262ZM10 143H11V142H10ZM12 143H13V142H12ZM14 143H13V144H14ZM101 143H102V142H101ZM122 143H123V142H122ZM135 143H136V142H135ZM166 143H170V142H167V141H166ZM187 143H188V142H187ZM191 143H192V142H190V145H192L194 142H193L192 144H191ZM202 143H204V145H205V144H207V145H208V144H209V145L211 144L210 142H206V143H205V140H204V142L202 141ZM202 143H201V144H202ZM213 143H214V140H213L212 144H213ZM240 143H239V144H240ZM16 144H17V143H16ZM16 144H14V146H16ZM91 144H92V143H91ZM94 144H95V143H94ZM184 144H185V143L183 142V146H184ZM196 144H194V146H195ZM198 144H197V145H198ZM201 144H200V145H201ZM214 144H215V143H214ZM214 144H213V145H214ZM239 144L237 143V145H239ZM249 144H250V143H249ZM18 145H19V144H17V146H18ZM100 145H101V144H100ZM117 145H118V146H117ZM164 145H165V144H164ZM180 145H181V143H180ZM186 145L189 146V144H185V147H186ZM197 145H196V146H197ZM209 145H208V146H209ZM213 145H210L211 148L214 147ZM216 145H217V144H216ZM216 145H215V146H216ZM218 145H219V148H220L221 145H220V144H218ZM244 145H245V144H244ZM244 145H243V146H244ZM252 145H253V144H251V146H252ZM254 145H255V144H254ZM260 145H261L260 147H258L259 145H258L257 147H258V148H263V147H264L263 144H260ZM262 145H263V147H262ZM22 146H23V145H22ZM92 146H93V145H92ZM95 146H96V145H95ZM97 146H98V144H97ZM119 146H120L121 148H120ZM131 146H132V145H130V147H131ZM140 146L144 147V148H143L144 150H141L142 148H140ZM188 146H187V147H188ZM194 146H193V147H194ZM196 146H195V147H196ZM223 146H224V145H223ZM240 146H242V145H240ZM240 146H239V147H240ZM11 147H12V146H11ZM18 147H19V146H18ZM18 147H17V148H18ZM24 147H25V146H24ZM24 147H23V148H24ZM99 147H100V146H99ZM102 147H103V146H102ZM161 147H162V146H161ZM179 147H180V146H179ZM185 147H184V148H185ZM187 147H186V148H187ZM190 147H191V146H190ZM195 147H194L193 149H196V148H197V147H196V148H195ZM198 147H200V146H198ZM17 148H16V149H17ZM20 148H21V147H20ZM148 148H149V149H148ZM158 148H160V147H158ZM162 148H164V147H162ZM184 148H182V146H181V149H183V152L185 151ZM206 148L208 149L209 147H206ZM211 148H210V149H211ZM214 148H215V147H214ZM225 148H226V147H224V148L222 147V149H225ZM251 148H252V147H251ZM255 148H256V147H255ZM13 149H14V148H13ZM16 149H15V150H16ZM91 149H92V148H91ZM175 149L177 150L178 148H175ZM188 149H189V147H188ZM190 149H192V147H191ZM190 149H189V152H186L185 154H187V153H191V152H192V155L190 154V155H191L190 158H191L192 156H194V157H192L193 159L191 160V163L194 164V163L196 162L195 160H197V158H198V160H197V162H198L200 157H197L198 155H197V156L195 155L196 152L193 154V150L190 151ZM201 149H202L203 151H202ZM217 149H218V148H217ZM217 149L214 150V151L216 152V154H217L218 152L221 151V148H220V150H218V151H217ZM228 149H229V148H228ZM228 149H227V151H228ZM235 149H236V147H235ZM243 149H244V148H243ZM15 150H14V151H15ZM23 150H24V149H23ZM155 150H156V149H155ZM169 150H170V149H169ZM172 150H173V151H172ZM176 150H175V152H174V149H171V150H170V151H172L171 153H173V156H174L175 158L177 157L176 155H177V153H178V151H179L180 149H178V151H176ZM197 150H199V148L196 149V151H197ZM212 150H213V149H212ZM229 150H230V151H229V154H228V152H226L227 155H228V157H227L226 154L224 155V157H223V154H222V156H221V152H220V156H221L222 158H225V156H226L227 158H230V159L233 160V156H234V154H235V153H234L235 151H234L233 149H232V150L229 149ZM10 151H11V149H10ZM17 151H18V150H17ZM21 151H22V150H21ZM21 151H20V152H21ZM24 151H25V150H24ZM92 151H93V150H92ZM94 151H95V150H94ZM128 151H129V149H128ZM159 151H160V153H159ZM186 151H188V150L186 149ZM200 151L203 152V153H204V152H207V153H208L207 150L204 151V147H203V146H202V148H200V150H199L198 152H200ZM214 151H213V152H214ZM225 151H226V149H225ZM237 151H239V150H237ZM256 151H258V150H256ZM259 151H260V150H259ZM259 151H258V153H259ZM22 152H23V151H22ZM122 152H123V151H122ZM129 152H130V151H129ZM153 152H154V153H153ZM209 152H210V151H209ZM223 152H224V151H223ZM253 152H254V151H253ZM263 152H264V149H263ZM263 152H262V153H263ZM18 153H19V152H18ZM18 153H17V154H18ZM91 153H92V152H91ZM169 153H170V152H169ZM181 153H182V152H181V150H180V153H179V154H181ZM203 153H197V154H202V156H203ZM207 153H206V154H207ZM11 154H15V155H17L16 152L13 153V151H12ZM11 154H9V155H11ZM64 154H65V153H63V155H64ZM80 154H81V153H80ZM92 154H93V156H94V153H92ZM95 154H96V153H95ZM113 154H114V155H113ZM115 154H116V155H115ZM130 154H131V155H130ZM179 154H178V156H179ZM211 154H212V153H211ZM211 154H210V156H211ZM218 154H219V153H218ZM249 154H250V151H249ZM251 154H252V153H251ZM259 154L261 155V152H260ZM263 154H264V153H263ZM23 155H24V153H23ZM98 155H99V154H98ZM208 155H209V153H208ZM212 155H213V157H214V154H212ZM239 155H240V153H239ZM239 155H238L237 157H239ZM256 155H257L258 157H257ZM35 156H36V155H35ZM106 156H105V157H106ZM117 156H118V155H117ZM155 156L157 157V154H156ZM163 156H166V154L163 155ZM163 156H161V158H162ZM168 156H169V155H168ZM180 156H181V155H180ZM185 156H186V155H185ZM185 156H184V157H185ZM188 156H189V154H188ZM195 156H196V157H195ZM204 156L207 157L206 155H204ZM218 156H219V155H218ZM220 156H219L218 158H221ZM235 156H236V155H235ZM235 156H234V162L237 160V159L235 160ZM247 156H248V154H247ZM254 156H256L257 159H258V158H261V156H259L258 154H254ZM11 157H12V156H11ZM18 157H19V156H18ZM28 157H30V155H29ZM63 157H65V156H63ZM102 157H103V156H102ZM158 157H159V156H158ZM184 157H181V160H180L179 158H176V159H177V161H178V159H179L180 161H182V159H184ZM205 157H203V158L205 159ZM251 157H252V156H251ZM251 157H250V158H251ZM256 157H255V160H256ZM263 157H264V156L262 155V158H263ZM0 158H1V157H0ZM16 158H17V157H16ZM37 158H38V157H37ZM60 158H62V156H60ZM90 158H95L94 160H96V161H95L96 163H98V162L100 161V159H101V157H99L100 159H99V161L97 162L96 155H95L94 157H90ZM116 158H117V157H116ZM165 158H166V157H165ZM210 158H211V157H210ZM215 158H217V157H215ZM215 158H213L214 160H211V159L209 160L208 158H206V159H207V160H206L207 162L205 161V162H206L205 165H203L202 162H201L202 165L200 166V168H199V166H197V167H198L199 169H201V167L204 168V166H205V168H216V170H217L218 167H219V164H221L220 162H221L222 160H221V161H218L219 159H217V161H218V162H217V161L215 160ZM227 158H225V159L227 160ZM241 158H242V157H241ZM244 158H245V157H244ZM252 158H253V157H252ZM12 159H13V157H12ZM14 159H15V158H14ZM14 159H13V160H14ZM18 159H19V158H18ZM29 159H31V158H29ZM64 159H65V158H64ZM66 159H67V158H66ZM77 159H78V158H77ZM86 159H87V158H86ZM106 159H107V158H106ZM153 159H154V157H153ZM155 159H156V158H155ZM167 159H169V158L167 157ZM186 159H187V158H186ZM188 159H189V157H188ZM263 159H264V158H263ZM19 160H20V159H19ZM38 160H39V159H38ZM61 160H62V162L67 161V160H64V161H63V159H61ZM68 160H69V159H68ZM89 160H90V159H89ZM104 160H105V159H104ZM156 160H157V159H156ZM159 160H160V159H159ZM164 160H165V159H164ZM169 160L171 161V159H169ZM169 160H167V161H168L167 163H169ZM189 160H190V159H189ZM223 160H224V159H223ZM232 160H231V161H232ZM245 160H246V159H245ZM248 160H249V159H248ZM248 160H246V161L248 162ZM253 160H254V158H253ZM253 160H251V161H253ZM1 161H2V160H1ZM14 161H15V160H14ZM79 161H80V160H79ZM84 161H85V160H84ZM86 161H87V160H86ZM86 161H85V162H86ZM102 161H103V158H102ZM107 161L109 162V159H107ZM153 161H154V160H152V162H153ZM157 161H158V160H157ZM157 161H156V162H157ZM180 161H179L178 163L181 164L182 162H180ZM200 161H201V160H200ZM228 161H229V159H228L226 162H228ZM231 161H229V163H230ZM242 161H243V160H242ZM246 161H244V162H246ZM15 162H16V161H15ZM36 162H38V161H36ZM53 162H54V161H53ZM88 162H89V161H88ZM90 162H91V161H90ZM104 162H106V160H105ZM104 162H103V164H104ZM158 162H159V161H158ZM160 162H162V161H160ZM164 162H165V161H164ZM186 162H187V161L185 160L184 165L186 164ZM224 162H225V161H224ZM226 162L223 163V165L221 166L222 168H220V169H222L223 171H224V169H226V168L228 167L227 165H225L226 168H223L224 164H227ZM253 162H255V161H253ZM257 162H259V161H257ZM1 163H2V162H1ZM1 163H0V164H1ZM18 163H19V162H18ZM39 163H40V162H39ZM44 163H47V162H44ZM67 163H68V162H67ZM69 163H70V162H69ZM69 163H68V164H69ZM80 163H81V162H80ZM86 163H87V162H86ZM91 163H92V162H91ZM110 163H111V162H110ZM150 163H151V164H150ZM198 163H199V162H198ZM229 163H228V164H229ZM261 163H262V162H260V163H258V164H261ZM64 164H65V162H64ZM83 164H84V163H83ZM83 164H82V165H83ZM98 164H99V163H98ZM98 164H96V166H97ZM101 164H102V163H101ZM121 164H122V163H121ZM159 164H160V163H159ZM159 164H157V165L159 166ZM180 164H179V166H181ZM189 164H190V163H188V165H189ZM193 164H192V165H189V166H194V167H195V166H196V163H195V165H193ZM244 164H245V163H244ZM250 164H251V167H252V162L249 163V164H247V165L250 166ZM48 165H49V164H48ZM71 165H73V164H71ZM89 165H90V163H88V166H89ZM91 165H92V164H91ZM110 165H111V164H110ZM124 165H125V164H124ZM150 165L152 166V167H151V170H152V171L150 170ZM161 165H162V164H161ZM168 165H169V164H168ZM199 165H200V164H199ZM230 165H233V164L230 163V164H229V167H230ZM247 165H246V166H247ZM255 165H257V164L254 163V166H255ZM0 166H1V165H0ZM38 166H39V165H38ZM50 166H51V165H50ZM66 166H68V165L66 164ZM80 166H81V165H80ZM98 166L100 167V164H99ZM104 166H105V168L107 167L106 164H104ZM114 166H115V165H113L112 168H115ZM118 166H119V165H118ZM125 166H126V165H125ZM158 166H156V169H157ZM186 166H187V165H185L184 167H185V169L187 170V167H186ZM225 166H224V167H225ZM233 166H234V165H233ZM240 166H242V164H241ZM259 166H260V165H259ZM259 166H258V167H259ZM262 166H263V164H262ZM262 166H260V167L262 168ZM19 167H20V166H19ZM22 167H23V166H22ZM45 167H46V166H45ZM52 167H53V166H52ZM83 167H86V166H83ZM99 167H98V168H99ZM108 167L110 168L109 165H108ZM122 167H123V166H122ZM164 167H165V166H164ZM166 167H167V166H166ZM171 167H172V166L170 165V168H171ZM182 167H183V166H182ZM182 167H180V169H181ZM194 167H191V169H190V167H189V171H188V172H189V176H190L192 173H194V172L196 173V171H193V172H192V170L194 169ZM197 167H195L196 169H194V170H198ZM231 167H232V166H231ZM231 167H230V168H231ZM244 167H245V166H244ZM256 167H257V166H256ZM256 167H255V168H256ZM34 168H37V167H34ZM39 168H41V167H39ZM43 168H44V165H43ZM89 168H90V167H89ZM92 168H93V167H92ZM105 168H104V169H105ZM109 168H107V169H109ZM116 168H117V167H116ZM118 168H119V167H118ZM154 168H155V167H154ZM154 168H153V169H154ZM161 168H162V167H161ZM161 168H159V169L162 171ZM168 168H169V167H168ZM238 168H240V167H238ZM263 168H264V167H263ZM25 169H26V168H25ZM45 169H47V168H45ZM50 169H51V167H50ZM82 169H83V168H82ZM120 169H121V168H120ZM120 169H119V172L122 170V169H121V170H120ZM123 169H124V168H123ZM129 169H128V170H129ZM156 169H154V170H156ZM220 169H219V170H220ZM232 169H233V168H232ZM4 170H5V168H4ZM32 170H34V169L32 168ZM41 170H42V168H41ZM41 170L38 169V171H41ZM48 170H49V168H48ZM48 170H47V172H49ZM51 170H53V172L55 173V171H54L53 168H52ZM55 170H56V169H55ZM72 170H73V169H72ZM89 170H91V169H89ZM112 170H113V169H112ZM114 170H117V169H114ZM114 170H113V171H114ZM163 170H164V169H163ZM165 170H166V168H165ZM171 170H172V168H171ZM171 170H170V171H171ZM183 170H184V169L180 170L182 175L184 174V173H182ZM186 170H185V171H186ZM190 170H191V171H190ZM216 170H215V172H216ZM222 170H221V172H223ZM227 170H228V168L226 169V171H227ZM229 170H230V169H229ZM234 170H235V167H234ZM238 170H239V169H238ZM238 170H236V171L238 172ZM29 171H30V170H29ZM34 171L37 172L36 170H34ZM42 171H43V172H41L42 174L40 173L41 175H43V173H44V170H42ZM60 171H61V170H60ZM64 171H65V170H64ZM84 171H86V170H84ZM101 171H103V170H101ZM113 171H110V170H109V173H110V172H113ZM123 171H124V170H123ZM125 171H126V170H125ZM178 171H179V170H178ZM205 171H206V170H205ZM205 171H204V170H201L199 173H201V172H202V173H203V172L206 173L207 171H206V172H205ZM226 171H224L222 174H221V173H220V174L226 176V174H227ZM230 171H231V170H230ZM1 172H3V171H1ZM4 172H5V171H4ZM20 172H22V171L20 170ZM45 172H46V170H45ZM58 172H59V171H58ZM72 172H73V171H72ZM87 172H88V171H87ZM99 172H100V171H99ZM104 172H106V171H104ZM114 172L116 173V171H114ZM126 172H127V171H126ZM126 172H124V176H125V173H126ZM129 172H128V173H129ZM158 172L161 173V176L164 174V172H167V173H168L167 170H166V171H163V172H160V171H158ZM190 172H192V173L190 174ZM217 172H218L217 174H219L220 171L217 170ZM227 172H229V171H227ZM232 172H233V174H234V171H232ZM232 172L229 173V174H231V178H232V176H234L235 174H237V172H236L234 175H232ZM249 172H250V171H249ZM259 172H260V171H259ZM6 173H7V172H6ZM6 173H5V174H6ZM10 173H11V172H10ZM12 173H13V172H12ZM12 173H11V174H12ZM32 173H34V172H32ZM49 173H50V172H49ZM93 173H94V172H93ZM93 173H90V174L92 175ZM95 173H96V172H95ZM95 173L92 175L93 177H94ZM106 173H107V172H106ZM106 173H105V176H106ZM117 173H118V172H117ZM120 173H123V172L121 171ZM162 173H163V174H162ZM170 173H171V172H170ZM179 173H180V172H179ZM202 173H201V174H202ZM207 173H208V172H207ZM207 173H206V174H207ZM225 173H226V174H225ZM238 173H239V172H238ZM240 173H241V171H240ZM253 173H254V172H253ZM257 173H258V172H257ZM11 174H9V175H11ZM22 174L24 175L25 173H22ZM26 174H27V173H26ZM51 174H52V173H50V176H51ZM58 174H59V173L56 174L57 177H59ZM85 174H86V178H87L86 180H88L87 173H85ZM112 174H114V173H112ZM172 174H173V173H172ZM196 174H198V172H197ZM206 174H204V177H205ZM229 174L227 175L228 177H230ZM47 175L49 176V174H46V176H47ZM61 175H63V174H61ZM72 175H73V174H72ZM102 175H103V173H102ZM116 175H117V174H116ZM118 175H119V177H120V174H118ZM126 175H129V174L126 173ZM186 175H187V174H186ZM239 175H241V174H239ZM254 175H255V174H254ZM256 175H257V174H256ZM260 175H261V174H260ZM12 176H13V175H12ZM29 176H30V174H29ZM29 176H27V177L29 178ZM35 176H39V173L37 172V173L35 174ZM46 176H45V174L43 175V177H46ZM50 176H49V177H50ZM54 176H55V175H53V177H54ZM56 176H55V178H56ZM66 176H67V175H66ZM73 176H74V175H73ZM92 176H91V177H92ZM108 176L110 177L111 174H108ZM108 176H107V177H108ZM169 176H170V175H169ZM191 176H192V175H191ZM193 176H194V175H193ZM201 176L203 177V175H201ZM218 176H219V175H218ZM252 176H253V174H252ZM261 176H262V175H261ZM0 177H2V176H0ZM14 177H15V176H14ZM25 177H26V176H24V178H25ZM27 177H26V178H27ZM49 177L46 178L45 180L48 181L47 179H49ZM53 177H52V178L50 177V180L53 179V180H55V182L52 181L53 183L51 182V186L49 185V186H50V189H51V191H52V194L50 193V195H48V196H50V197H52V198L54 197V195H57V194H56V193H57L56 190H58V185L60 184L59 182H57L58 180L55 179V178H53ZM62 177H63V179H64V175H63ZM84 177H85V176H83V178H84ZM112 177L115 179V177H114L113 175H112ZM121 177H122V176H121ZM126 177H127V176H126ZM128 177H129V176H128ZM162 177H163V176H162ZM162 177H161V178H162ZM195 177H197V176H195ZM195 177H194V178H195ZM204 177H203V178H204ZM234 177H235V176H234ZM234 177H233V178H234ZM248 177H249V176H248ZM254 177H255V176H254ZM3 178H4V177H3ZM3 178H1L2 181H3ZM39 178H42V177L39 176ZM94 178H95V177H94ZM102 178H103V177H102ZM104 178H105V177H104ZM157 178H158V177H157ZM161 178H160V176H159L158 179H161ZM190 178H191V177H190ZM198 178H200V175H198ZM203 178H201V179H203ZM220 178H221V177H220ZM222 178H223V179H222ZM222 178H221V179H222L221 181H222V183H223V180H225V178H224L223 176H222ZM233 178H232L231 180H234V179H235V178H234V179H233ZM240 178H244V177L241 176ZM249 178H251V177H249ZM249 178H248V180H249ZM257 178H258L259 181H261L260 179H261L262 177H260V179H259V177L257 176ZM257 178H255V179H257ZM4 179H5V178H4ZM36 179H37V177H36ZM43 179H44V178H43ZM43 179H42V181H43ZM58 179H59V178H58ZM60 179H61V178H60ZM60 179H59V180H60ZM68 179H69V182H70L71 179H70V178H68ZM72 179H73V178H72ZM95 179H96V178H95ZM107 179H108V178H107ZM122 179H123V177H122ZM124 179H125V178H124ZM124 179H123V180H124ZM167 179H168V178H167ZM196 179H197V178H196ZM196 179H193V180H196ZM228 179H229V178H228ZM228 179L226 178L225 181H227ZM237 179L239 180L238 176H237ZM245 179H247V178L245 177ZM263 179H264V178H263ZM33 180H34V179H33ZM37 180H38V179H37ZM45 180H44V181H45ZM56 180H57V181H56ZM111 180H112V179H111ZM117 180H118V179H117ZM117 180H116V182H117ZM120 180H121V178H120ZM193 180H192V181H193ZM198 180H199V181H202V180H200V179H197V181H198ZM231 180H230L229 182L232 183L233 181H231ZM241 180H242V179H241ZM243 180H244V179H243ZM251 180H252V181H250V182H253V179H252V178H251ZM2 181H1V182H2ZM29 181H31V177H30V180H28V182H29ZM34 181H35V180H34ZM46 181H45V182H46ZM64 181H65V180H64ZM64 181H62V182H63V185H64ZM66 181H68V180H66ZM73 181H74V180H73ZM84 181H85V180H84ZM93 181H94V180H93ZM108 181H109V180H108ZM118 181H119V180H118ZM166 181H167V180H166ZM168 181H169V180H168ZM197 181H195V182L193 181L194 183H192L191 181H190V182L192 183V185H194ZM199 181H198V183H199ZM225 181H224V182H225ZM234 181H236V180H234ZM244 181H245V180H244ZM244 181H242V182H244ZM256 181H257V180H256ZM1 182H0V183H1ZM3 182H4V181H3ZM32 182H33V181H32ZM40 182H41V181H40ZM40 182H39V183H40ZM60 182H61V180H60ZM87 182H88V181H87ZM96 182H97V181H96ZM116 182H115V183H116ZM187 182H188V181H187ZM227 182H228V181H227ZM229 182H228V183H229ZM238 182H239V181H238ZM248 182H249V181H248ZM263 182H264V181H263ZM263 182L261 181V183H255V181H254L253 183H254V184H258L257 186H259V185L262 184ZM24 183H27V181L25 182V180H24ZM29 183H30V182H29ZM37 183H38V182H37ZM39 183H38L37 185H40ZM48 183L50 184V181H49ZM66 183H67V182H66ZM66 183H65V185H66ZM70 183H71V182H70ZM74 183H75V182H74ZM88 183H90V182H88ZM91 183H92V180H91ZM91 183H90V184H91ZM110 183H112V182L110 181ZM113 183H114V181H113ZM169 183H170V182H169ZM198 183H197V184H198ZM235 183H237V181H236ZM239 183H241V182H239ZM239 183H238V186H239V188H240V184H239ZM22 184H23V182H22ZM43 184H44V182H43ZM46 184H47V183H46ZM61 184H62V183H61ZM61 184H60V186H61ZM68 184H69V183H68ZM68 184H67V186L70 185V184H69V185H68ZM83 184H84V183H83ZM90 184H89V185H90ZM92 184H93V183H92ZM126 184H127V183H126ZM167 184H168V182H167ZM174 184H175V183H174ZM199 184H200V183H199ZM214 184H215V183H214ZM226 184H227V183L225 182V185H223V186H226ZM242 184H243V183H241V185H242ZM245 184H246V182H245ZM245 184H244V185H245ZM263 184H264V183H263ZM24 185H26V184H24ZM27 185H28V183H27ZM41 185H42V184H41ZM63 185H62V186H63ZM65 185H64V186H65ZM85 185H86V184H85ZM116 185H117V187H119L118 184H115V185H113L112 187H114V186H116ZM195 185H196V184H195ZM218 185H219V183H218ZM218 185H217V183H216V186H218ZM221 185H222V184H221ZM244 185H243L241 188L244 189V187H245ZM249 185H250V183H249ZM249 185H246V187L249 186ZM252 185H253V184H252ZM0 186H1V185H0ZM44 186H45V184H44ZM46 186H48V185H46ZM49 186H48V187H49ZM60 186H59V188L62 189V187H60ZM95 186H97V185H95ZM177 186H178V185H177ZM190 186H191V184H190V185L188 184V188H190ZM214 186H215V185H214ZM223 186H222V187H223ZM233 186H234V185H232V187H233ZM257 186H256V187H257ZM261 186H262V188H261ZM21 187H23V186H21ZM21 187H20V189H21ZM36 187H37V186H36ZM38 187H39V186H38ZM42 187H43V186H42ZM48 187H47V188H48ZM65 187H66V186H65ZM71 187H72V185H71ZM71 187H70L68 190H70ZM90 187H91V185H90ZM93 187H94V186H93ZM109 187H111V186H109ZM117 187H116V188H117ZM169 187H170V186H169ZM226 187H227V186H226ZM254 187H255V186H253V188H251V189H254ZM256 187H255V188H256ZM0 188H1V187H0ZM40 188H41V187H40ZM45 188H46V187H45ZM45 188H43V189H45ZM66 188H67V187H66ZM86 188L88 189V187H86ZM86 188H84V190H86V192H87V189H86ZM91 188H92V187H91ZM122 188H123V189H122ZM124 188H125V189H124ZM194 188H195V186H194ZM216 188H218V187H215V189H216ZM220 188H221V187H220ZM224 188H225V187H224ZM227 188H228V187H227ZM227 188H226V189H227ZM260 188H261V189H260L259 191H258L259 188H258V189L256 188V189H257V192H259V193H257L256 191H255V192H256L257 194H259V195L261 194V196L259 197V199H258V198H257V199H258V200H261V199L263 200V199H264L263 196H262V194H263V190H264V189H263V188H264L263 185H260ZM48 189H49V188H48ZM48 189H47V190H48ZM60 189H59V191H60ZM73 189H74V188H73ZM78 189H79V187H78ZM111 189H112V188H111ZM117 189H118V188H117ZM170 189H171V188H168V190H170ZM172 189H173V188H172ZM222 189H223V188H222ZM234 189H235V188H234ZM237 189H238V187H237ZM243 189H242V190H243ZM246 189H248V187H247ZM18 190H19V189H18ZM24 190H26V189H24ZM35 190H36V189H35ZM53 190H55V191H53ZM62 190H63V189H62ZM68 190L66 191L67 193L69 192ZM89 190L91 191L90 193H93V192H94V191L92 192L91 189H89ZM89 190H88V191H89ZM97 190H99V189H98V186H97V189H96V191H95V195H96V196L91 195V196H92V199H93V197H94V199H96L95 197H97V194H98V193H97V192H98ZM114 190H115V188H114ZM174 190H175V189H174ZM179 190H181V189H179ZM231 190H232V189H231ZM1 191H2V190H1ZM21 191H22V190H21ZM38 191H39V190H38ZM40 191H42V189H41ZM43 191H44V190H43ZM63 191H64V192H62L63 194L66 193V192H65V188H64ZM111 191H112V190H111ZM125 191H124V193H126ZM172 191H173V190H172ZM172 191H171V192H172ZM188 191H189V190H188ZM194 191H195V190H194ZM194 191H193V192H194ZM213 191H214V190H213ZM216 191H217V190H216ZM222 191H223V190H221L220 192L222 193ZM245 191H246V192H245ZM261 191H262V193H260ZM24 192H26V191H24ZM32 192H33V191H32ZM45 192H46V191H45ZM49 192H50V190H49ZM53 192H54L55 194H54ZM99 192H100V191H99ZM116 192H118V191L116 190ZM166 192L168 193L169 196L167 195ZM173 192H174V191H173ZM190 192H191V190H190ZM190 192H189V193H190ZM193 192H191V193H193ZM225 192H226V191L223 192V193H224L223 195H225ZM229 192H230V191H229ZM235 192H236V191H235ZM235 192H230V193H231L230 196H232V195L234 196V194L237 195V196H239L238 193L236 194ZM238 192H240V191H238ZM244 192L247 193V190H244V191H243V194H244ZM253 192H254V191H252V194H253ZM29 193H30V192H29ZM59 193H61V192H59ZM67 193H66V194H67ZM71 193H72V192H71ZM71 193H70V194H71ZM76 193H77V192H76ZM88 193H89V192H88ZM90 193H89V194H90ZM96 193H97V194H96ZM175 193H176V192H175ZM182 193H183V192H181V194H182ZM217 193H218V192H217ZM230 193H228V194H230ZM233 193H234V194H233ZM250 193H251V192H250ZM256 193H255V194H256ZM38 194H39V193H38ZM47 194H48V193H47ZM47 194H46V193L44 194V195H46L45 197H48ZM178 194H180V193L178 192ZM183 194H184V193H183ZM183 194H182V196H183ZM193 194H195V193H193ZM212 194H213V193H212ZM243 194H241V195L243 196ZM252 194H251V196L254 195L253 197H255V194H253V195H252ZM3 195H4V194H3ZM3 195H1V196H3ZM33 195H34V194H33ZM42 195H43V193H42ZM59 195H60V194H59ZM64 195H65V194H64ZM64 195H63V196L61 195V196L64 197L65 200H66V198H67V202H69V201H68V200H70L69 197H66L68 194H67L66 196H64ZM86 195H87V194H86ZM109 195H110V193H109ZM189 195H190V194H189ZM191 195H192V194H191ZM30 196H31V195H30ZM69 196H71V198H72V197L75 198L76 195L74 196V193H73V196H72V195H69ZM78 196H79V195H78ZM78 196H77V197H78ZM101 196H102V195H101ZM122 196H123V195H122ZM179 196H180V195H179ZM230 196H227V197H230ZM246 196H248V194L245 195V202H246V201L248 202L249 200H247V199H248L249 197L247 198ZM249 196H250V194H249ZM28 197H29V196H28ZM28 197H27V198H28ZM36 197H37V194H36ZM40 197H41V196H40ZM40 197L37 198V199L34 197L33 200L36 199V200L34 201V202H35V205H34L35 208L38 209V208L40 207V210H41V206L44 207V203L46 204V201L44 200V199H46V198L42 199L44 196H42L41 198H40ZM50 197H49V199H51ZM57 197H58V199L61 198V197L59 198V196H57ZM57 197H56V198H57ZM65 197H66V198H65ZM110 197H111V199H112V196H110ZM177 197H178V196H177ZM192 197H193V196H192ZM222 197L225 198L226 195H225V196H222ZM227 197H226V198H227ZM261 197H262V198H261ZM30 198H31V197H30ZM54 198H55V197H54ZM54 198H53V200H54ZM56 198H55V199H56ZM90 198H91V197H90ZM98 198H99V197H98ZM125 198H124V201H125ZM246 198H247V199H246ZM260 198H261V199H260ZM0 199H2V198L0 197ZM5 199H6V198H5ZM58 199H56V201H59ZM64 199L62 198V199H60V200L63 201ZM77 199H78V198H77ZM153 199H154V200H153ZM179 199H180V198H179ZM179 199H178V200H179ZM227 199H228V198H227ZM231 199H232V197H231ZM236 199H237V200H235V198L232 199V203L234 204V205H233L234 207H236V206L238 207V205H240V203H241L240 200H239V202H238V198H236ZM254 199H256V198H254ZM254 199L252 198V200H254ZM3 200H4V199H3ZM30 200H31V199H30ZM46 200H48V198H47ZM79 200H82V199H79ZM79 200H77V201H79ZM101 200H102V199H101ZM114 200H115V199H114ZM172 200H173V201H172ZM178 200H176V202H177ZM233 200H234L236 203L238 202L239 204L237 203V205H236V203H235ZM27 201H28V200H27ZM31 201H32V200H31ZM48 201H49V200H48ZM70 201H71V200H70ZM92 201H93V200H92ZM95 201H96V200H95ZM99 201H100V200H99ZM181 201H182V200H181ZM183 201H184V199H183ZM191 201H193V200H191ZM222 201H224L223 205L226 204V206H224L225 209H226V207H231L230 205H231L232 203H230V205H229V203H228V201L231 202V200H227V201L225 202V199H223ZM250 201H251V200H250ZM250 201H249V205H252L253 203L251 204ZM263 201H264V200H263ZM1 202H2V201H1ZM7 202H8V201H7ZM28 202H29V201H28ZM53 202H54V201H51V202H50V203H52V206H53V204H56V202H55V203H53ZM93 202H94V201H93ZM97 202H98V201H97ZM97 202H96V203H97ZM115 202H117V201H115ZM129 202H130V200H129ZM253 202H254V201H253ZM260 202H261V201H260ZM260 202L258 201L259 205H262V202H261V204H260ZM57 203H58V202H57ZM61 203H62V202H61ZM64 203H66V202H64ZM64 203H63V204H64ZM135 203H136V202L134 201V205H135ZM195 203H196V202H195ZM214 203H215V202H214ZM256 203H257V201H256ZM3 204H4V203H3ZM26 204L29 205L28 203H26ZM31 204H34V203L31 202ZM47 204H49V203L47 202ZM136 204H137V203H136ZM171 204H173V205H171ZM180 204H182V203H180ZM190 204H191V203H190ZM241 204H242V203H241ZM11 205H12V204H11ZM15 205H16V203H15ZM27 205H26V206H27ZM67 205H68V204H67ZM100 205H101V201H100ZM128 205H130V204H128ZM165 205H163V206H165ZM170 205H171V206H170ZM235 205H236V206H235ZM52 206H51V207H52ZM55 206H56V205H55ZM57 206H59V205H57ZM135 206H138V205H135ZM168 206H167V207H168ZM175 206H176V207H175V208L173 209V211H172V212H174V213L171 214L172 212H171V209H170L171 217H170L169 215H168L167 217L171 218V219H169V220H171V221H172V219H173V218H172V217H173L172 215H174V216L176 215L177 218H181V219H177V220H178L177 223H176V220L174 221V219H173V221L175 222V223L173 222V224H177V226H178L179 222H181V221L183 220L182 226H180V227H182V228L179 229L177 226L174 225V226H175L174 228L177 227L176 229L179 231V232L177 231V232L179 233V235H180V232L183 231V230L185 231V229H187V231H188V229H191V228H192V229L194 230L195 228H197L196 230H198V228L202 227L203 224H204V227H205V224H207V223H205L206 221H203V219L200 220V219H201V218H200V214H201V212H203V211H201V210L198 209V208H200V207L195 208V207L192 206V207H191V208L193 209V213H192V212H190L191 209L188 210L187 208L183 207V206H185V204H183L182 207H177L178 204L175 205ZM180 206H181V205H180ZM213 206H214V205H213ZM9 207H10V206H9ZM30 207H31V206H30ZM32 207H33V205H32ZM32 207H31V208H32ZM46 207H48V205H46ZM61 207H62V206H61ZM127 207H128V206H127ZM165 207H166V206H165ZM167 207L165 208V210H167ZM169 207H168V210H167L168 212H167V213H169ZM214 207H216V206H214ZM214 207H213V208H214ZM237 207H236V209H237ZM247 207H249V206H247ZM251 207H253V205H252ZM263 207H264V206H263ZM53 208H54V207H53ZM58 208H59V207H58ZM135 208H136V207H135ZM163 208H164V207H163ZM163 208H162V209H163ZM172 208H173V207H172ZM188 208H190V205H189ZM194 208H195L197 211H200V214H199L196 210H195V212H197V215L194 214ZM202 208H203V207H202ZM204 208H205V207H204ZM206 208H207V207H206ZM222 208H223V207H222ZM243 208H244V207H241V205H240V207H238V210L235 211V212H236V215H232V212L234 211V208H233V207H231L230 210L228 209L229 214H230V212L233 210V211L231 212V215H230V218H231V216L233 217V218H231V219H232L231 221H234V220H237V219H238L237 222H239V219L241 220V218H243V217L246 215V214L244 213L245 210H243ZM257 208H258V207H257ZM55 209H57V207H55L54 210H55ZM128 209H129V207H128ZM162 209H160V210H162ZM208 209H210V208L208 207ZM249 209H251V208H249ZM33 210H34V209H33ZM57 210H58V209H57ZM143 210H144V211H143ZM204 210H205V209H204ZM226 210H227V209H226ZM255 210H256V209H255ZM35 211H36V210H35ZM35 211H34V213H35ZM206 211H208V210H206ZM260 211H261V210H260ZM32 212H33V211H32ZM78 212H79V211H78ZM156 212H157L158 215L155 214ZM159 212H160V211H159ZM161 212H162V211H161ZM235 212H233V213L235 214ZM263 212H264V210H263ZM59 213H60V212H59ZM85 213H86V212H85ZM162 213L164 214V212H162ZM167 213H166V215H167ZM224 213H225V212H224ZM254 213H255V212H254ZM51 214H52V213H51ZM57 214H58V213H57ZM69 214H70V213H69ZM153 214H154V215H153ZM163 214H162V215H163ZM262 214H263V213H262ZM32 215H33V214H32ZM34 215H35V214H34ZM66 215H67V214H66ZM81 215H82V217H83L84 214H81ZM87 215H88V214H87ZM142 215H141V217H142ZM166 215H165V217H166ZM198 215H199V217H198ZM206 215H207V214H206ZM55 216H56V215H55ZM134 216H135V215H134ZM144 216H143V218H145ZM204 216H205V215H204ZM204 216H203V217H204ZM27 217H29V216H27ZM118 217H119V216H118ZM128 217H129V216H128ZM131 217H132V216H131ZM139 217H140V216H139ZM141 217H140V218H141ZM151 217H150V218H151ZM165 217H164V219H165ZM201 217H202V216H201ZM203 217H202V218H203ZM228 217H229V216H228ZM228 217H227V218H228ZM245 217H246V216H245ZM248 217H249V216H248ZM250 217H251V216H250ZM253 217H254V216H253ZM30 218H31V217H30ZM35 218H36V217H35ZM37 218H38V217H37ZM122 218L124 219L125 217H122ZM143 218H142V219H143ZM148 218H149V217H148ZM162 218H163V217H162ZM199 218H200V219H199ZM216 218H217V217H216ZM219 218H221V217L219 216ZM223 218H224V217H223ZM258 218H259V216H258ZM27 219H28V218H27ZM40 219H41V218H40ZM74 219L76 220V218H74ZM78 219H79V221L81 220L80 218H78ZM78 219H77V220H78ZM82 219H83V218H82ZM138 219H139V218H138ZM166 219H168V218H166ZM175 219H176V218H175ZM206 219H207V217H206ZM224 219H226V218H224ZM224 219H223L222 221L217 222V228H218L219 225H226V223L224 222ZM248 219H249V218H248ZM262 219H263V218H262ZM149 220H150V219H149ZM149 220H148V221H149ZM151 220H152V222H151L150 224L153 225V224H154V223H153V219H151ZM211 220L213 221V218H212ZM215 220H216V219H215ZM228 220H230V219H228ZM228 220H227V221H228ZM260 220H261V219H260ZM263 220H264V219H263ZM133 221H134V220H133ZM137 221H138V220H137ZM155 221H156V217H155ZM201 221H202V222H201ZM209 221H210V219H209ZM225 221H226V220H225ZM231 221H229V222L231 223ZM250 221H251V220H250ZM255 221H256V219H255ZM28 222L30 223L29 220H28ZM36 222H37V221H36ZM36 222H35V223H36ZM83 222H84V219H83ZM126 222H128L127 224L134 225V223L132 222V218H131L130 220H126ZM141 222H142V220H141ZM168 222H169V221H167V223H168ZM203 222H204V223H203ZM215 222H216V221H215ZM237 222H236V223H237ZM161 223H162V221H161ZM163 223H164V221H163ZM169 223H170V222H169ZM201 223H202V225L200 226ZM211 223H212V222H211ZM227 223H228V222H227ZM230 223H229V224H230ZM232 223H234V222H232ZM232 223H231V224H232ZM236 223H235V224H236ZM240 223H241V221H240ZM242 223H243V222H242ZM244 223H245V222H244ZM90 224H91V223H89V225H90ZM135 224H136V223H135ZM140 224H141V223H139V221H138L137 228H138L139 226H140V228L143 227V226H141ZM145 224L148 225L149 223H146V220H145ZM150 224H149V226H150ZM158 224H160V223L158 222ZM170 224H171V223H170ZM208 224H209V223H208ZM214 224H215V223H214ZM229 224H228V225H229ZM237 224H239V223H237ZM26 225H27V224H26ZM40 225H41V224H40ZM131 225H130V226H131ZM142 225H144V224H142ZM165 225H166V224H165ZM167 225H168V228H169V224H167ZM180 225H181V224H180ZM215 225H216V224H215ZM215 225H214V226H215ZM33 226H34V225H33ZM33 226H32V227H33ZM134 226H135V225H134ZM154 226H155V224H154ZM158 226H161V227H162L161 224L158 225ZM171 226H172V225H171ZM226 226H227V225H226ZM28 227H29V225H28ZM34 227H35V226H34ZM145 227H148V226H145ZM163 227H164L163 229L166 228L165 226H163ZM172 227H173V226H172ZM207 227H208V226H207ZM207 227H206V228H207ZM211 227H212V226H211ZM228 227H229V226H228ZM228 227H227V228H228ZM30 228H31V227H30ZM124 228H125V226H124ZM154 228H155V227H154ZM156 228H157V227H156ZM222 228H224V226H223ZM130 229H131V228H130ZM134 229H135V227H134ZM170 229H171V227H170ZM181 229H182V230H181ZM192 229H191V230H192ZM200 229H201V228H200ZM210 229H211V228H210ZM212 229H213V228H212ZM139 230H141V229H139ZM143 230H144V227H143ZM174 230H175V229H174ZM180 230H181V231H180ZM191 230H190V231H191ZM204 230H205V229H204ZM219 230H220V229H218V231H219ZM0 231L3 232L4 230H0ZM8 231H10V230H8ZM8 231H7V232H8ZM127 231H128V230H127ZM135 231H136V230H135ZM151 231H152V230H151ZM172 231H173V230H172ZM175 231H176V230H175ZM187 231H185V232H187ZM215 231H217V229H216ZM1 232H0V234L2 235ZM5 232H6V230H5ZM129 232H130V231H129ZM192 232H193V231H192ZM9 233H11V232H9ZM9 233H7V234L5 233V234L8 236ZM164 233H166V232H164ZM135 234H136V233H135ZM166 234H167V233H166ZM166 234H165V235H166ZM168 234H169V233H168ZM183 234H184V233H183ZM1 235H0V236H1ZM127 235H128V234H127ZM129 235H130V234H129ZM186 235H187V233H186ZM4 236H5V235H3V237H4ZM9 236H11V235L9 234ZM9 236H8V237L5 236V238H4L7 242H8L9 240L11 241V239H9ZM131 236H132V234H131ZM138 236H139V235H138ZM175 236H176V235H175ZM183 236H184V235H183ZM3 237L0 238V241H1L2 244H4V243H3L4 241L2 240ZM185 237H186V236H184V238H185ZM7 238H8L9 240H7ZM10 238H11V237H10ZM131 238H133V237H131ZM134 238H135V237H134ZM138 238H140V237H138ZM138 238H137V239H138ZM137 239H135V240H137ZM10 241H9V242H10ZM63 241H64V240H63ZM63 241H62V242H63ZM65 241H66V240H65ZM7 242H6V245L9 243V242H8V243H7ZM16 242H17V240H16ZM142 242H143V241H142ZM1 243H0V245H2ZM12 243H13V242H12ZM12 243H10V245H12V248H14V247H13L14 245L17 246V244H16L15 242H14L15 244L13 243L14 245H13ZM138 243H139V242H138ZM143 243H144V242H143ZM139 244H141V243H139ZM59 245H60V244H59ZM59 245H56V246L58 247ZM61 245H62V244H61ZM131 245H132V244H131ZM142 245H143V244H142ZM3 246H4V245H3ZM7 246H8V245H7ZM7 246H6V248H7ZM18 246H20V245H18ZM18 246H17V248H19ZM70 246L72 247L71 243H70ZM70 246H69V248H70ZM73 246H75V245H73ZM10 247H11V246H10ZM64 247H65V246H64ZM145 247H146V246H145ZM153 247H154V246H153ZM8 248H9V247H8ZM12 248H10V249H12ZM17 248H16V249L14 248V249L17 250ZM20 248H21V247H20ZM24 248H25V247H24ZM62 248H63V245H62ZM73 248H74V247L70 248V250H72V251L74 250V252L77 253V254H73V253L71 254V253H70L71 251L68 249V253H70L71 255H69V256L67 255V258H66V256H64V255H66V254L63 255L64 257H61V256H62L61 254L64 253L63 251H61V252H60L61 254L58 255L59 258H58V257H57V258H54V259H58V260H56L57 262H55V260H54L53 262H55V263H53V264H56V263H58V262H60L61 264H67L69 261H68L67 263H66V261H67V259H68L69 257H71L72 260H74L73 262H71V259L69 258L71 264H88L89 262H92V261H89V258H90L89 256H90V254H91V256H92V254H93L92 252H91V253H90V252L88 253V251H87V253H86V251H84L83 253H86L87 255H89V256L87 257V255H86V254H83L82 251H80V249H77V250L80 251V253L78 254L77 250H75V249H73ZM134 248H135V246H134ZM4 249H5V248H4ZM21 249H22V248H21ZM12 250H13V249H12ZM27 250L29 251V250H31V248H30V249L27 248ZM62 250H63V249H62ZM65 250H66V248H65ZM81 250H82V249H81ZM85 250H86V249H85ZM13 251H14V250H13ZM58 251H59V249H58ZM69 251H70V252H69ZM91 251H92V250H91ZM94 251H95V250H94ZM148 251H149V250H148ZM30 252H32V251H29V253H27V254H29V256L32 257V256H31L32 254L30 255ZM95 252L97 253V251H95ZM95 252H94V253H95ZM52 253H53V252H52ZM52 253H51V255H52ZM66 253H67V251H66ZM100 253H101V252H100ZM141 253H142V252H141ZM97 254H98V255H97ZM97 254H95V255H97V256L100 255L99 253H97ZM101 254H103V253H101ZM34 255H35V254H34ZM55 255H56V252H55ZM55 255H54L53 257H56ZM85 255H86V256H85ZM93 255H94V254H93ZM95 255H94V256H95ZM103 255H104L103 257H102V255H101V257L99 256V257L101 258L102 261H103V258L106 257V255H108V254H107V252H106V253H104ZM159 255H161V254H159ZM94 256H93V258L91 257V260L93 259L94 262H95V261L97 262V260L99 259V257L96 256V257H97V258H96L97 260H95ZM3 257H5V255H4ZM36 257H37V256H36ZM53 257H52V258H53ZM145 257H146V256H145ZM7 258H8V257H7ZM7 258H4V259H7ZM13 258H14V259H13ZM32 258H35V256H33ZM32 258H31V259H32ZM52 258H51V259H52ZM9 259H10V260H13V262H14L15 259L17 260V262H18V260H19L18 257H11V258L9 257L7 260H9ZM23 259H24V258H23ZM26 259H27V258H26ZM26 259H24V260L21 259L22 262H24L23 264H27V263H25V260H26ZM28 259H29V258H28ZM28 259H27V260H28ZM36 259H37V258H36ZM51 259H49V260H51ZM1 260H2V259H0V261H1ZM7 260H6V261L4 260V261H5L6 263L10 264L9 261L7 262ZM34 260H35V259H34ZM34 260H33V261H30V262H29V260H28L29 264L33 263ZM37 260H38V259H37ZM52 260H53V259H52ZM104 260L106 261L107 259L104 258ZM10 262H11V261H10ZM13 262H12V263H13ZM15 262H16V261H15ZM17 262H16L15 264H19V262H18V263H17ZM22 262H20V264H22ZM26 262H27V261H26ZM35 262H36V261H35ZM87 262H88V263H87ZM94 262H93V264H94ZM96 262H95V263H96ZM0 263H1V262H0ZM38 263H39V261H38ZM48 263H49V262H48ZM48 263H45V264H48ZM97 263H98V262H97ZM34 264H35V263H34ZM36 264H37V262H36ZM50 264H51V263H50ZM58 264H59V263H58ZM89 264H90V263H89ZM91 264H92V263H91ZM99 264H101V262H100Z\"/></svg>", "mask_w": 264, "mask_h": 264}, {"label": "clouds", "instance_id": "3", "mask_svg": "<svg viewBox=\"0 0 264 264\" xmlns=\"http://www.w3.org/2000/svg\"><path fill=\"white\" fill-rule=\"evenodd\" d=\"M23 64V61L21 62V65ZM21 65H14L12 68L8 69V73L10 74H5L2 77V80H0V88H7L9 85H15L17 84V77L22 76L24 74V70L22 69ZM220 83L226 84L227 81L221 77ZM49 88L53 87V85H48ZM227 94H221L219 96V99L223 100ZM185 103L189 107H194V103L191 100L185 101ZM187 231V229H185Z\"/></svg>", "mask_w": 264, "mask_h": 264}]
</instances>
